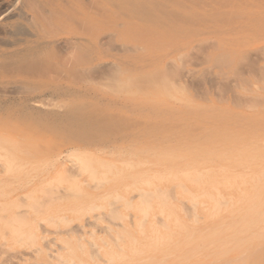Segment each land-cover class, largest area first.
<instances>
[{"label": "rangeland", "instance_id": "1", "mask_svg": "<svg viewBox=\"0 0 264 264\" xmlns=\"http://www.w3.org/2000/svg\"><path fill=\"white\" fill-rule=\"evenodd\" d=\"M184 1L185 0H183L182 2H181V0H159L158 9L156 8V10L151 11L149 14H147V13L145 14L146 11L144 12V11H140V10L139 11L138 10L137 11L136 10L133 11V10H130V9H123L124 11L123 10H119L116 7L117 4L115 5L111 1H106L107 2L106 5H104L102 7H99V8L94 9V10L82 11V12H80L78 14V17L80 18V22H79L80 23V26L78 27V29L80 31L79 34H83L84 35V40L81 42V44L79 46H76L77 47V51L76 50L73 51L70 56L64 55L65 52H66V50H67L66 48H68V45L66 47H65V45H63L65 47V49H66V50H64L63 47H62V49H60L61 46L58 48L57 47L58 44H57L56 47H54L55 45L53 46V49L56 48L55 51L53 50L54 51V57H53V55H51L52 57H49L47 59L41 60V58L38 59L37 56H34V54H33L29 58L25 59L21 65H18V63H16L17 62V60H16L17 57H15V56L12 55V52L13 51L11 49L8 48L9 51H7V49H2V48H4V47H1L2 44H5L6 43L5 40H4L5 41V43H4V41H3L2 37H1L2 34H4L3 28L5 29V27L4 26L2 27L0 25V34H1L0 35V119H3V120L11 119V120H17V121L20 120L21 122L22 121L27 122V123H29L28 124L29 126L32 125V126H34V128L35 127L38 128V129H33V128L31 129L33 131H36L35 133L43 134L42 132H44V131L48 132L47 133L48 135H47V138H46L47 140L45 139V137H46L45 134L43 136L37 134L38 137H40V138L39 139L38 138L35 139L36 140L35 141L34 139H32V137L34 135V132L32 134V137H30L28 139H31L30 141L33 140L32 142H34V146L36 144L35 142H38L39 143V141H37V140H40L41 139V141H42L43 138L46 140V142L50 143L51 145H52L51 142H53V144L56 142L58 145L57 146H56V144H54V145L56 146V148L59 146L58 148H60V149H59V151L56 150L55 153L53 152V156L51 155L53 157V159H54V155H56L57 152H61L60 157H58L59 155H56L55 156V159H56L57 164L54 163L55 160H54L53 163H49L48 161L41 160L42 157H41V154L40 153L43 152L41 147H42V145L44 146L46 144V142H43L44 141L43 140L42 141L43 143H39L40 145L39 144H36V145H38L36 147H38L37 150L39 152V154H36V156L33 155L34 153H36V152H34V148H33V150H31V149H28L27 150V148H26V150L29 151V153H31V151H33V153L32 154H29L28 157H26L28 155L27 152H24V155L26 154L25 156L16 153L15 156L17 158L14 157V160H15V158L17 160L19 159L18 160V163L20 164V166L25 161L26 162H29V161L31 162L32 161L31 164L34 167V168L32 167L34 169V171H32L30 162H29V164L27 163L28 164L27 166L25 165L26 166L25 168L24 167H20L19 165H16V166H19V167H17L19 169L17 170L16 168L15 169L13 168L14 171H11L13 173L8 174V176H9L8 177L9 178V180H8L9 183L8 184L7 183L6 184L4 183V185L7 186V185L11 184L10 182H11L12 179H15V181H17V182H15V181L12 180L13 181L12 182L13 183V186L12 187H16V183H19L20 184L19 181H21V183H23L22 181H24L26 183L27 179L25 180V178H26V175L29 176V173H30L29 171H32V173H30V174H31L32 177H34L33 175L35 174V170L37 169L36 167H39L38 170H37V171H39V169L41 168V166L44 165V167H46L45 162L46 163L48 162L47 163V166H49V164H52L51 165L52 167L50 166L47 169H50V168L52 169L53 166L56 164L54 167L57 170H60L61 171V166L60 165L62 163L63 164L64 163L66 164V160L69 159L68 157H71V156L73 157L74 155L76 157H78L75 154L76 153L75 149L73 148V146H71L74 138H77V137L83 138V139L88 137L87 139H89V138L92 139V141L91 140L89 141L90 145L86 141L87 143L85 144V146H82L81 147V148H83V147L85 148L88 145L87 146L88 149H91L90 151H92L91 153H93L92 156H90L92 158L91 159L92 161L90 160L91 162H94L93 159H95V158H93V156L97 155V153H98V152H95L94 153V150L96 149V146H97V149L100 148L99 150H101V151L103 149H105L103 147H107V151L105 153L103 152L104 154L100 151L102 154H99L100 153L99 152L98 153L99 155L95 156L97 158L98 156L102 155V156H100V158H103L104 161H106V159L109 160L111 158L116 159L117 157L115 158V156H117V155H120L119 158L120 157L121 158L122 157L126 158L127 156H129V157L133 156V158H134V160L130 159L129 157H128L129 159H125V160H123V158L122 159L120 158V162H124L123 163L124 167H123V165L121 167H118L116 169V172L112 174V175H114V174L117 173L119 176L117 175L116 177H113V176H111V174H110V176L109 175L106 176V179L107 178L108 179L109 178H112V180L109 179L110 181H108L107 184L106 183L105 184L103 183V186L101 185L102 183H100V185L102 187H100L99 189L97 187L96 190H93L94 187H93V189L92 188L91 189L89 188L90 186H88V185L90 184V182H89V180L87 179L86 176H88L87 174L89 173V175H90L89 177L91 178V180H93V179H96L97 180V178L99 177L98 176V171L100 169L99 170L96 169V173H95V170H94V172L91 173V169L94 168V166L96 164V161L91 164V165H94L93 167L90 166L89 165L90 164L89 159H88V161H85L86 158H90V157H85L86 156L85 155V151L87 152L88 149L87 150L85 149V151L83 150L84 151V154H82L83 159L81 158L80 159L81 161L79 160V162L81 163V165H80V163H78V164L80 166H82V167H83L84 164L85 165L87 164L91 168H87V171H86L87 174H85V172L82 170L84 172L85 177L82 176L83 175V172H81L82 174L80 175V177L78 176V178H76V180H78V182L75 179H73V180H75L74 183L71 182L72 181L71 180L72 178L71 179L68 178V181L70 180L69 182L74 184L73 187L74 186L76 187V185H79L78 184L79 182H83L84 185H86L88 183L87 184L88 188L86 186L83 187L82 185H79V190L81 188L82 191L85 192V193L82 192L83 193V196L85 195V197H83V196L78 197L77 196L78 194L77 195L74 194L75 196H77V199H76V197H75V199L78 200L77 202H75L74 201V197H71L73 199L70 200V195H73L72 194L73 191L71 192L70 189L69 190H66V192L64 193V195H62V197L60 196L61 197V200L59 202H57L58 207H56L57 204H56V202L54 200H50L52 202L53 201L55 202V203L53 202V204H50L51 202L50 203L48 202L49 204L47 206L50 205L51 207L49 208V210L47 209L48 211H46V212H48L49 215H48V213L45 212L46 209H43L42 205H40L42 209H40V207H37L36 206V205H38V201H40V200H38V197H37L38 195L37 194H38L39 188L42 186V183L44 185V181H46L47 183L50 182V184H51V180L52 179L54 181H57V179H55L56 178V174H55V170L56 169L54 168L55 170L53 172V170H46V168L44 169V167H43V169H40L39 174L36 171V177H34V178L37 179L39 177L40 173H41V175H40L41 178L39 177V179L37 180V181H40L41 183L37 182V184H33V185H31V184L28 183L29 185L28 184L26 185L27 188L24 185L22 186V184H20V187L21 186L22 187H25V188H22L21 187L20 194L21 195L22 194L24 195L26 193L28 194V192H30V191L34 192V194H29V195H32L31 197H34V199L37 197L36 199L38 201H37V204L36 205L33 203V207H31V208L33 209V211H34V208H35L36 212H38V211L40 212L41 211V213H42V211H44V214L38 213V215H37V213H36V215L35 214L31 215L30 214V211L32 209L31 210L28 209V213L27 212L26 213H27V215H31V216L30 217H27L26 216L27 219L24 218V221L29 220L25 224H27V223L28 224H31L29 222L33 221V219L35 220V223L32 222V225L31 226L30 225L29 226H26V227H29V228H25L24 227L25 229H23L21 227L22 228V230H21L22 233H20V230H19L21 228L17 229L16 231H18V234L16 236L19 237L17 239H15L16 236L14 234H12V235H8L7 234L6 235L5 234L6 232L4 230H0V232H1L0 233L1 234L0 235V245L2 244L1 246L4 245L6 247L8 246V249H6L7 251L6 250H3V253H4V251H6V253H4V254L1 252V249H0V254H2V255H0L1 256L0 257V264H4L3 262H4L5 259L6 260L8 259V264H13L14 262L13 263H10V261H13L14 259L17 260V258H19L20 261L18 262L19 259L17 261L14 260L16 262V264H18V263L19 264H21V263L22 264L23 263L24 264H30V263L32 264V263H34L33 261H36V264L39 261H41V263H38V264H45V263L50 262V261H51L50 264H58V262L56 261L57 258L55 260L54 259L55 258L54 256H53L54 257L53 260L50 259V258H52L50 256L52 254V251L51 250H53V249L56 251L54 253V250H53V254H56L55 255L56 257H57V252H59L58 253L59 255H62L63 258L62 259L58 258L59 261H63V259L65 258L64 261L66 263L63 261L60 264H71L70 262L66 261V259H68V260H70V259L73 260L74 259L73 260L74 261V264H79V262H78L79 260L81 262L83 261L82 262L83 264H103V263L96 262L97 260H95V258L93 256L95 254L97 255L96 256V259H97V257L99 259L98 261H100V258L102 257V259H104V258L109 259V261L111 263H113V264H127V261H128V264H131V263L132 264H139V263L140 264H144V263L145 264H148L150 262H151V264H154L155 261L156 262L159 261L158 258L161 259L160 257H162L163 259H161V261H159L158 264H191V261H188V260L184 261L183 263H180L182 261L180 259L184 256L183 253H186L189 250H192L193 249L192 250L193 253H195L194 250L195 251H199L197 249V247H199V245H197L198 239H196V241H193L192 240V237H193V239L195 237H198L196 228L199 225H201V224L203 226H205L206 225V222H205L204 219L200 218V220H198L197 223H196L195 220H192L191 219L192 217H190V219L192 221H190V219L187 218V217H185V216L183 217V214H181L179 212V209L180 208L178 206H180L182 208L185 207L186 206L184 204L185 201L183 203L184 204V206H183V205L179 204L180 201L177 202V199L176 198H175V200H172V197H173L172 195L174 193L171 194L172 193L171 191H169V192H171L170 193L171 195L165 194L164 197H161V200L162 199L165 200L167 198L169 199V197L172 196L170 198L172 201L165 200V203L166 204L164 203L163 205H164V207L166 205L167 208L168 207L169 208L171 207L172 209L171 208L170 209L175 211V213H174V214H176L175 216L178 217L179 219H181V221L188 227V231L191 230L190 232H186L185 233L186 236L191 235L192 236V237L190 236L191 239L189 237H188L189 238L188 239L182 233L180 234V236H178L179 234L177 235V233L182 232V229H180V231H179V227H178V229L176 228L177 225L176 226L174 225L175 228H173V225H172L173 224V222H172L173 221V219H172V216L173 215L172 216L170 215L169 218H167V221H166L167 222V226H165L166 223H165V220L164 219H162L163 220V224L161 226L163 228V225L165 223L164 227H166V228L169 227V229L172 230V233H173V230H175L174 231L175 233H173V235H172L171 232H169L172 235L171 236L169 234L171 236V239H172V240L169 239L171 241L172 246L170 244L169 246H165L164 247V245H163V247H162V244L164 243L163 241L165 240L164 239L165 237H163V235H164L163 233L167 232V234H168L169 229L167 231L165 230L166 228L164 230H162V228L160 229L161 226H159V228L157 227L158 228L157 230H158L159 233H157V231L154 229L155 230V233H157L158 235L163 232L161 234L163 238L162 237H160V238L158 237L157 239H155L156 236L152 233L153 236H154L153 237L152 234H151L152 228L149 229L147 227L149 225L147 223H145L144 225L142 224L143 225V230H142V228H140L144 232V234L142 235V237L144 236L142 238V240H143V243L142 244L143 245H141L138 248V250H136V251H139V250L142 251V252L140 251L142 254L139 252V257H135V256H138V254H136L135 251L134 252H128V253H124L123 254L121 252H113V250H110V248H106L110 244L111 238L108 236L109 233L107 232L108 233L107 234L106 231H105L107 229H106V227L104 225L105 224L104 219L105 218L107 219L108 217H110L109 216L110 214H112V216H117L118 215V213H110V212H108V210H110V211L112 210V212H113V210H116V208L114 207V205H119L120 204L121 206L119 205L120 207L117 210H118V212L119 211L122 212V213L119 212L121 214V215L120 214L119 215L121 216L120 218H123L122 217V215H123L124 216V220H125V217L126 216L127 217H129V216L131 217V214H132V217L134 215L136 216L138 214L137 212H139V215H142L144 212H146V210H148L146 208H145L146 210L145 209L143 210V208H142V212L139 211V210H141L140 207H139V202L136 203V205L139 207V208L137 207L136 209H139V210L136 211V209L134 208L135 207L134 206L135 205L134 204L135 199L133 198L134 197L133 195H134L135 192H133V190H135V188L138 189L140 186L132 187L130 190H127L125 192L122 191V190H115L114 189L115 182H116V184L122 183L126 179V177H128L129 173H131V170H127L128 167L126 168V166H128V165L125 166V163L128 164L130 161H132L133 163L135 162L137 164H139V162H140V164L142 163L143 166H141L140 164H139L140 165L139 166V165H136L134 163L136 166H138L134 170L138 172V169H144V168H148V167L149 168H154L155 165H157L156 162L158 160V157L159 156H163V154L164 153H167V152H168L167 157L164 158V156H163L162 158H163L164 161L167 160V161H165L167 164H171V162H170V159L171 158H168V156L171 157L172 155H174L175 157H178L180 155L179 153L181 152V158H186L187 157L186 155H188V154L191 155V153H192V155H193L194 151H195V154H196L197 150L199 148H201L200 147L201 145H204V146H202L201 149H203V147L214 148V147H217V146L219 147V149L220 148L221 149H226L227 147L233 146V144H235V143H238V144L243 143V144H245L246 143L245 141H247V143H250L251 144V145L250 144L248 145L247 152L239 155V157H237L236 159L238 161H240V163H242V164H245L246 162H249V164H250V166L245 169L246 172L249 175L248 180H246L247 181V184L246 185H249L250 184L249 179H250V176L252 178V176H253L252 174H255V176L257 175V177L258 176L260 177L261 170L262 171L264 170V147L262 146V143H261L260 138L257 136V134H258L257 132H259L260 130H261L260 132H263L264 131V128H263L264 127V124H263L264 123V117L262 116V115H264V113H263L264 112V106H263L264 105V100L262 99L264 97V0H217L219 4L217 3L216 0H195V1L194 0H191L194 3H192L189 0L191 2V4H189L190 2L187 3L186 2L187 0L185 1V3H184ZM219 1H221V2H219ZM213 2H215V3H213ZM183 3L185 5H187V6L190 5L189 7H191V9H189V10L188 9H185L187 6L186 7L183 6ZM164 5H166V6L164 7ZM196 5H198V6H196ZM158 10H160L162 12L164 11L163 14L160 11H158ZM171 12H172V15H170ZM174 12H176V13H174ZM113 13H114V15H112ZM177 13H178L179 16H177ZM122 14H124V16ZM172 16H173V18H172ZM178 20H180V21H178ZM189 20H191L192 22L189 21ZM209 20H210V22H209ZM131 24H133V25H131ZM198 25H202V27L201 26H198ZM7 26H6L7 27L6 29L7 30L12 29L14 31V34H16V36H20V35H24L25 36V35L31 33L30 28H27L26 26H23L18 21L16 22V20H13V21L9 22V24H7ZM93 26H95L94 27V30L92 29ZM130 28H132L131 35L129 34V31H130L129 29ZM136 31H138V36H137L138 38L136 37V35H137V32ZM153 34H155V35H153ZM68 35H72V34H68L67 32H65L63 34V37H67ZM134 35H135V37H134ZM156 36H158V37H156ZM14 38L16 40L17 37H14ZM145 39H146V41H143ZM151 41H152V43H151ZM159 44H160V46H159ZM167 44H168V46H167ZM32 45L31 46L29 45V49H26V51H28V50L30 51L31 50L32 52H34L36 50L37 45H36V47L34 46L35 44H32ZM163 45L164 46L166 45V47H168V48L164 47ZM76 47H75V49H76ZM61 51H63V52H61ZM9 52H11V53H9ZM62 54H63V56H62ZM171 59H172L173 63L171 62ZM14 60H16V61H14ZM15 63L17 65H13ZM164 64L166 65L165 67H164ZM173 65H174V67H173ZM163 67L166 68V69H164ZM152 72L153 73H156V74H153ZM149 73L150 74L152 73L150 75L151 77L149 75L148 76H145L146 74H149ZM128 76H129V79H127ZM135 76H136L135 80L138 77V79L136 80L137 82L133 78ZM142 76H144L145 80H144V78ZM149 77L152 78V79H154L153 81H155L156 79H158L156 81L158 83L153 82L152 79H150ZM162 77H163V79L165 78V80H167V81L161 79ZM87 78H89L90 82H89V80H87ZM146 78L147 79L149 78L150 80L148 79V81H147ZM91 79H93L94 81L91 80ZM125 79L128 80V81L131 79L132 82L130 80L129 81L130 83H129L128 81H125ZM159 79H161L162 82ZM139 81H140V83H138ZM145 81L147 82V84L145 83ZM159 82H160V85H159ZM126 83H129V85L126 84ZM144 83L146 85H144ZM169 83L171 84V90H172L171 93L177 87L178 88L180 87L179 89H181V88L183 89L184 88L185 91H186L185 92L186 94H187V92H189V95L188 94L185 95L188 98L184 99L183 98V97H185L184 95H183L182 98H180V95L183 93L184 90L181 91L182 93L179 94V96H177L176 94H178V92L180 93L179 89H177L178 92H176L174 94L172 93V94H173V96L176 95L177 97H179V99L177 101L178 103L177 102H173L171 100L173 98L172 96L169 95L171 98L166 96V94H168V93L171 94V93L168 92V91H167V93H166V91H163L164 88H165V90H168V88H170ZM133 84L135 85V88L137 86L138 87L135 89ZM148 84L149 85H152L153 88L155 86V88H158V89L159 88L162 89V87L165 85L164 88H163V90H161L162 92L161 93L159 92V94H161V96L159 97L157 95L158 92L157 93L151 92L152 88H150V87H152V86H149ZM172 85L173 86L176 85L175 88L172 89ZM145 86H147V88ZM139 88L141 90L142 89L144 90V88H146L147 89V92L146 93H149V90H150V92H151L150 94H153L156 97L154 98L153 95H152L153 97L152 96L150 97L149 96L150 94L149 95H146V96H142L140 94V89ZM187 88H188V90H187ZM203 88H205V89H203ZM214 88H216V89H214ZM218 88H221L222 89L223 94L222 93H219L218 94V92L221 91V89H218ZM256 88L257 89L260 88V89L256 90ZM146 89H145V91H146ZM191 89H193V90L191 91ZM200 89H201V91H200ZM135 90H137L136 94H134L135 93L134 92ZM138 90H139V92H138ZM126 91L127 92L129 91L128 92L129 95L126 94L127 93ZM155 91H159V90H156L155 89ZM169 91H170V89H169ZM203 91H205V92H203ZM207 91H208V93H207ZM214 91H216V92H214ZM234 91H235V94L233 93ZM236 92H238V93H236ZM29 93H31V94H29ZM142 93H143V95L146 94L145 92H142ZM194 93L197 94V95H195ZM201 93H203V94H201ZM198 94H199V97H197ZM234 95H236V96H234ZM237 95H238V98H237ZM176 96H175V100L177 98ZM223 97H225V98H223ZM230 97L233 98L234 100H232ZM140 98L141 99L144 98V99L141 100ZM202 98H205L207 101H205V99L203 100ZM216 98H217V100H215ZM257 98L259 100H257ZM42 99H44V100H42ZM48 99L51 100V101L49 102ZM119 99H120V102L123 103V105L120 104ZM148 99H150V100H148ZM251 99H252V101H251ZM37 100L38 101H41L40 102L41 104L39 105L40 107L37 106L36 103H34V101L36 102ZM179 100H181V101L183 100V101L182 102H179ZM223 100H225L226 102L225 101L223 102ZM32 101H33V103L35 105L34 104H30V103H32ZM72 101L73 102L74 101L75 102L77 101V102L76 103L74 102L75 103L74 104ZM157 101H159L160 104L156 103ZM233 101H234V104H232ZM235 101L237 103V106L235 105ZM256 101H259V102H257L258 104H256ZM42 102H44L45 104L42 103ZM251 102L253 103V105H252ZM43 104H44V106H43ZM67 104H68V107H70V105L73 104V107L71 106L72 108H70V109L68 108V110L67 109L65 110L66 112L68 111V113L71 112L70 115L69 114L68 115L69 116H71V115L72 116H74V115L77 116V117L74 116V118H73L74 119V122H75V125L73 124L74 122H72V123L69 122L70 123L69 124V127H72V128H70V130L68 128V130L71 133L70 132H67V131L64 132L65 135H67V133H68V135H70V139L68 137H66V139H65V136L64 135L63 136L60 135L61 137L59 135H57V134H61V132L64 131L65 129L67 130V128H64V127H66L68 121L65 122L66 120H63V119H66V118L68 119L69 118V117H67L68 115L65 118H61L60 119V115H62V114L64 115V113H65V111H64V113L63 112H60L62 110L61 108L65 107ZM243 104H244V106L246 104V107H244ZM249 104L252 107H248V106H250ZM31 105H34V106H31ZM57 105L58 106L61 105L62 107L61 108H60V106L57 107ZM173 105H174L175 108L173 107ZM238 105H239V107H238ZM46 106H48L47 109H46ZM75 106H76V108H75ZM254 106L256 108H253ZM37 107L39 108V110H38ZM55 107H57L58 109L57 108L55 109ZM207 107H209V108H207ZM33 108H37V109H33ZM44 108H45V110H44ZM59 108L61 109L60 111H59ZM74 109L76 110V113H74L75 112V111H73ZM79 109H80V111H79ZM89 109H91V110L89 111ZM209 109L212 110V111H210ZM255 109H256V111H255ZM59 112L62 113V114H59ZM91 112L95 113L94 115L96 117L93 114H91L92 115L91 116L89 114ZM77 113H78V115H77ZM106 113H108V114H106ZM112 113H114V114H112ZM82 114H84V115H82ZM100 114L103 115V118H106L105 116H107L108 119H106V120H108V121H106V122L103 123L102 115H100ZM104 114H105V116H104ZM111 114H112V117H110ZM80 115H81L82 118L84 116V119L86 121H84V119H81L83 121H80V118H79ZM98 115H100V116H98ZM72 116L70 117V120L69 121H73L71 119ZM89 116L91 117L90 119H89ZM93 116H94V121L95 122H96L95 118L97 119V116H98L99 122L100 123L102 122L101 125L105 124V126H109L108 127V130L110 128H112L113 131L116 130V128L117 129H120V128H118V125H119V127H121V130H123L124 127L127 130L129 129L128 130L129 132L128 131H125L126 129H124V131L122 133H125L126 136H127V133H128V135L131 136V138L129 137L130 138V141H132L133 139H135V136H137V139H138V135L139 134H142V133H143V136L144 135H146V136L143 137V136L139 135V138L141 136L142 139H140V140L138 139V141H137V139H135L137 142L135 140H133V142L135 141L136 143H138V145L140 147L137 146V144L132 145L133 143L132 144L129 143L130 145L127 144L130 141H126L125 140V143L126 144L124 142H122L124 140L123 138H125L124 137L125 135L123 136V134H121V131H118V130H116L115 133L118 131L123 137L120 138V136H117L118 135L117 133H116V137L117 138H120V139H123L121 141H119L120 139H116L115 136H112V137H114L116 141L114 140V138L112 139L111 136H109L110 138H108V135L105 136V138L107 137L109 139V141L111 139L113 140V141L111 140V144H112V142L115 141L116 142L115 143L116 145H121L120 147H118V146H115L114 144H112V145L115 146V148L113 149V153L115 152V154H116L115 155V154L111 153V150L110 149H112V146L111 145H107L108 142H109L108 139H107L108 142L107 141L104 142V139L105 138L103 136L106 135V132L107 131L105 132L104 129H102V128L100 129L99 126H101V125L100 124L98 125V122H96V123H93L92 122L93 121V119H92ZM213 116H215L216 118L218 116L220 118L221 117L222 118L221 119L219 118L220 119L219 120V119H216ZM224 116H225V119L223 118ZM85 117H88V118H85ZM125 117H127V118H125ZM186 117H189V118L187 119ZM226 117H227V119H226ZM77 118H79V119H77ZM174 118L176 119V121H175ZM209 118L210 119L211 118L212 119L215 118V119H213V120L211 119L210 120ZM118 119H119L120 122L118 121ZM207 119H209L208 122L215 121V120H216L215 122H218V120H219V122H218L219 125L216 128L218 130L216 132V129H215L216 134L214 132L213 133V136H212V134L211 135L210 134H207V136H206V134L203 132L204 129L202 128V126L205 127L207 125V124H204V123H208L207 121H204V120H207ZM87 120H89V121H87ZM100 120H102V121H100ZM171 120L172 121L174 120L173 123H175V122L176 123L177 122L180 123V121H185V122H181V123H185L186 127L183 124H180V125L181 126L183 125L185 127V129L188 126L191 129V131L192 130H195V128H194L195 125H196V127L198 125H201V129L202 130L197 128L194 132L192 131L193 132L192 134H190V133L187 134L188 133V130L182 132V130H184V127L183 126L180 127L181 131L179 130V127L176 126L179 131L177 130V128H174L175 131L177 130L176 132H174V130L172 131V130L168 129L169 131H168V135H167V134H165V132L167 130L165 132H163L164 131V128H166V127L165 126H161V127H164V128L159 127L160 129L163 130L162 132H163L164 136H162V137L165 138V139H163V141H164L163 142L161 140L162 139L161 136H158V137L156 136L158 133H160V131L158 132V130H157V129H159V128H157V126H160V125L166 124V123H170ZM189 120H191V123H190ZM225 120H226V122H225ZM90 121L92 122L91 124L88 123ZM104 121H105V119H104ZM142 121H143V123L145 122V127H146V124L148 125L150 123L149 124V127H151L150 129H152L153 131H154L155 128H157L156 130H157L158 133L155 130V132H152V134H151V130H148V131H150V132H148L149 133L148 134L147 133V129L149 127H147V128L142 127V125H143ZM24 122H23V124H24ZM53 122H54V124H53ZM138 122H140V123H138ZM27 123L24 124V125H27ZM107 123H108V125H107ZM113 123H117V124H113ZM126 123H127V126H129V125L130 126L127 127L126 126ZM136 123H138V126L139 127H142L143 129L145 128L144 131L146 132V134L143 131V129L141 128L142 129V131H141V129L139 127H137L139 130L137 128H134L136 130L132 129L134 132L131 131V133H130V129L132 127H134L136 125ZM227 123L230 124V125H228ZM233 123H235V124H233ZM255 123H256V127H254L255 126L254 125ZM92 124L93 125L94 124H97L98 128L101 131L98 129L99 131L98 130H94V132H93L92 129H93L94 126L91 129ZM120 124H123V125H120ZM220 124H221V126H220ZM112 125H113V127H111ZM168 125L169 124H167V126ZM86 126H87V128H86ZM97 126H95V127H97ZM105 126L103 125V128ZM219 126H220V128H218ZM235 126H236V128H235ZM31 127H29V128H31ZM152 127H154V129ZM252 127H254V128H252ZM53 128H54V130H53ZM106 128L107 127H105V130H106ZM168 128H172V127H168ZM46 129H48V131ZM83 129H84V131H86L87 134L90 132L89 135H91V133H92V136L91 137L89 135H87L86 137L85 136H80V135L85 134L84 131H83ZM254 129L255 130L258 129L259 131H256L254 133L253 132ZM31 130H30V132H31ZM38 130H41V131L43 130V131L41 132V131H38ZM59 130H62V131L59 132ZM55 131L58 132V133L56 134ZM113 131H111V132L108 131L109 133H107V134H111ZM136 131H138L140 133L136 134ZM225 131H227L228 133L225 132ZM249 131H250V133H249ZM49 132L51 133V135H50ZM179 132L181 134H179ZM189 132H190V130H189ZM201 132H203V133H201ZM229 132H231V133H229ZM54 133H55V136H53ZM169 133H173L172 135H176L177 137L176 136L175 137H172V135L170 134L171 135L170 136ZM175 133H177V134H175ZM199 133H201L203 135V137H202L203 139L200 137V136H202L201 134L198 136ZM219 133L221 135H225V136H228L230 134L232 135L234 133L235 135H233L232 137L230 136L231 137L230 139H229V136H228V140L229 141L234 136H236V135L239 136V133L241 134L240 136L243 135L242 137H244L246 135L245 136L246 139L244 141L245 143L243 142V139L244 138L243 139H239L238 136H237V138H238L237 140L236 139L234 140V138H233L230 142L226 139L227 137L222 138V136H221V140H219L220 137H217L219 135ZM226 133H227V135H226ZM251 133L253 134V136H250ZM163 134H161V135H163ZM182 134H183V136H182ZM214 134L216 135V138H215ZM49 135L51 136V138H50ZM149 135H151L153 137V138L151 137V139H153V140H156L157 139L156 142L153 141V140H151V139L148 141ZM247 135H248V139H247ZM29 136H31V135H29ZM34 136H35L34 138H36V135H34ZM75 136H77V137H75ZM178 136H180L181 138H179ZM196 136H198V137L196 138ZM98 137H99V139H98ZM146 137L148 138L147 139V142L143 141V145L148 144L147 149H148L149 152H147V149L146 148H145L146 151H143L145 146L144 147H141L142 144H139L140 141L142 142V140H145ZM154 137H155V139H154ZM166 137H168V139H170L171 141L174 140V141H172V143H170L171 146L170 145H167L168 147H171V148H168L167 146H165V147L162 146L161 147V144L160 143H162V145H165V144H168L169 143L168 141H170V140H167ZM182 137H184V139ZM186 138H187L188 143H187V141H185ZM193 138H195L194 139L195 141L193 140ZM198 138L201 139V140H199ZM213 138H215V139L213 140ZM94 139H96L97 142L100 143L101 145L104 142L103 147L100 146V145L92 146L93 143H96V141L93 142ZM126 139L128 140V136L126 137ZM159 139H160V141L158 142ZM175 139H176V142L178 141L177 143L175 142ZM207 139L210 140V141L212 140V141L211 142L210 141H207ZM257 139H259V142H258ZM101 140H103L102 143H101ZM166 140H167V143H166ZM215 140H216V142H215ZM223 140L226 141V142L224 141L225 144L224 143L223 144L220 143ZM233 140H234V142H232ZM249 140L253 143V145H252V143ZM69 141H71V144L67 143ZM201 141H203V142H201ZM91 142H93V143H91ZM121 142H122V144H121ZM151 142H154L155 144L154 143H153L154 145L153 144H149ZM157 142L160 145H157L158 144ZM173 142H175L174 143L175 145L173 144ZM239 142H241V143H239ZM105 143H107L106 146H105ZM123 143L125 144V146L123 145ZM213 143L216 144V145L217 144H219V145L213 146L212 145ZM227 143L230 144L231 146H229V145L227 146L226 145ZM25 144L28 145L30 143L27 144V142H26ZM181 144H182V146H181ZM185 144L187 146H185ZM193 144L196 145V146L194 147ZM51 145L48 146L50 148V150L55 147V146L52 147ZM126 145L133 146L132 149L133 148L135 149V152L134 153H136V154L139 152V151L137 152V150H140V152L143 151L144 153L143 154H138L139 155L138 156L139 159H138V157H134V155L132 154L133 153L132 152L133 151L132 149L129 150L130 153L132 152L131 153L132 155L129 153V151L127 150V148L130 149L131 147L129 148V146L127 147ZM155 145L160 146V147H157V146L155 147ZM198 145H199V147H198ZM24 146H22V147H24ZM28 146H30V145H28ZM32 146L33 145H31V147ZM135 146H137L138 148H136ZM222 146H223V148H222ZM46 147L47 146H45V148ZM48 147H47V149H48ZM92 147L93 148L95 147V149L92 150ZM108 147H110V149H108ZM122 147L125 148V150H123ZM166 147H167V149H166ZM183 147H185V148H183ZM39 148H41V149H39ZM119 148H122L121 149L122 151ZM142 148H143V150H142ZM177 148L180 150L179 153H178V149ZM191 148H192V150H191ZM256 148L259 151L258 150H254ZM68 149L70 151L74 149L73 150V153L74 154H72V155L70 154L71 156L70 155H67V153L70 152V151L69 152L68 151L66 152V150H68ZM115 149L117 151L120 150L121 152L127 150L128 151V154H130L131 156L126 153L127 151L125 152L126 154L123 152L125 155L122 153L123 156H121V154H118L116 151H114ZM188 149H189V151H188ZM193 149H195V150H193ZM249 149H250V151H249ZM26 150H24V151H26ZM43 150H44V147H43ZM77 150L79 151V149H77ZM185 150H187V154L185 153L186 152ZM35 151H36V149H35ZM54 151H55V148H54ZM83 151L82 152L80 151V153H83ZM152 151H155V154L157 155V157H156L155 154H154L155 156L152 155V157H151ZM50 152H52V151H49V153ZM62 152H65L67 156L63 155L65 153H62ZM121 152H119V153H121ZM162 152H163V154H162ZM170 152L171 153L177 152V154L175 153L177 156L174 153L173 154H170ZM188 152H190V153H188ZM232 152H235V151H232ZM4 153L2 154L3 156H4ZM49 153H47V154L49 155ZM107 153L108 154L111 153V154H113L115 156L112 155L113 157L112 156L109 157V155H108V157H107L106 156ZM145 153H147V155L150 158ZM182 153H184L185 156H184V154L182 155ZM246 153H248V154H246ZM47 154H45V155H47ZM87 154L88 155H91L90 152H89V150H88ZM159 154H161V155H159ZM6 155H7V158H11L10 157L11 155H8V152H6ZM30 155H31V159H30ZM37 155H40V156L37 157ZM45 155L43 156V159L46 158V157L47 158L50 157L49 159L52 158L50 155H49V157H48V155L47 156H45ZM83 155H85V156H83ZM141 155H142V158L143 159L140 157ZM153 156H154V158H153ZM4 157H6V156H4ZM76 157H74V158H76ZM80 157L81 156L79 155V158ZM260 157H262V158H260ZM32 158H35L38 161L41 160L42 161L41 166H39L40 165L39 162H36L37 160L35 161V159H32ZM38 158H40V159H38ZM47 158L44 159V160H47ZM60 158H61V160H59ZM53 159H51L50 162H52ZM155 159H157V160H155ZM160 159H161V157H160ZM82 160H84L83 161V164H82ZM145 160H146L147 163L145 162ZM154 160H155V162H154ZM0 161L2 162L1 164H3V159L0 158ZM4 162L5 163L0 166V168L2 170V172L0 171V174H3V172L5 170L3 168L5 167L4 165H6V161H4ZM15 162L17 164V161H15ZM60 162H62V163H60ZM117 162H119V160H117ZM35 163L36 164L39 163V164L38 165H35ZM68 163H70L69 160H68ZM13 164H15V163H13ZM66 165H68V164H66ZM69 166L70 165L65 166L64 169L67 168V167L69 168ZM21 168H23L22 171H20ZM29 168L31 170H29ZM68 168H67V170L66 169L64 170L62 168L66 172L67 177H69L68 174H67V171H71V173H73V171H74V170H70V169L68 170ZM124 168H126V171H125ZM24 169H26V170H24ZM88 169H90V170H88ZM119 169H121V171H119ZM10 170H12V168ZM117 170L121 174H119V172H117ZM15 171L18 174H20V172H21V175L18 178V179H21V180H17L16 179L19 175L17 176V174L14 173ZM41 171H44L46 173L47 179H46V176L44 175L45 173L43 172V174H42ZM64 171H62V172L65 174ZM92 171H93V169H92ZM33 172H34V174H33ZM93 173H95V175L97 177L95 175H94L95 177L94 176H91V175H93ZM15 174H16L17 177L15 176V178L14 177L12 178L11 176H14ZM42 175L45 176V179H43L44 181L41 180L42 177H43ZM53 176H55V177H53ZM255 176H253L254 179H252L253 182H255L254 183L255 185H256V181H262L263 183H258L257 182L258 184H257L256 188H254L255 190H252V192H255L258 187L261 188L262 186H264L263 179L260 178V180H259V177H258L257 180H256L255 179L256 178ZM261 176H263V175H261ZM22 177L24 178L23 180H22ZM10 178H12V179H10ZM30 178L31 177H29V179ZM121 178H123V179H121ZM31 179L34 181L33 178H31ZM81 179H87L86 180L87 181L86 184H85V180H81ZM101 179L104 180V178H101ZM246 181H245V183H246ZM14 182H15V184H14ZM75 182L77 183L76 185H75ZM92 182L93 181H91V184H90L91 187L92 186H95V184H96V183H93L92 184ZM94 182H95V180H94ZM98 182H99V180H98ZM104 182H106V181H104ZM34 183H36V182L34 181ZM54 183H56V182H53V184ZM70 183L68 185H66V188L71 187V186H69V185H71ZM80 184H82V183H80ZM165 184H166V180H164V181L161 180L160 183L155 180L154 183H153V189H154V187L157 188V186H158V188L160 189L159 191H161ZM242 184H244V183H242ZM4 185H0V188L2 186V189H3V190H0V193H1V191H3L6 194V192H8V191L7 190L4 191V188L6 187ZM30 185H31V188H30ZM100 185L98 183V185H96V186H100ZM260 185H262V186H260ZM80 186H82V187H80ZM243 186H245V185H243ZM218 187L219 188H222L223 187V182L222 181L219 182ZM11 188H10V186H9V188L8 187L6 188V189L9 190V193L8 194H10V195L7 194L9 198H6V199L4 197L3 198H0V199H2L0 201L1 203L5 204L4 203V201H5L6 204H7L8 201H12L13 197H15V196H16V199H17L16 202L18 201V202L21 203V199L20 198H17V195H16L17 193H13L14 188H12V189ZM263 188H261V189L258 188L259 189L258 191L261 192L263 190ZM23 189L24 190L26 189V190L24 191ZM165 189L167 191V187ZM75 190H77V189H75ZM79 190L77 191L78 193H79ZM163 190H164V188H163ZM10 191H12V193H13L12 195H11V192ZM135 191L137 193V190H135ZM159 191H155V192L153 191V192L156 193L155 195H159L160 196V193L162 191L161 192H159ZM258 191H256L255 193H259ZM102 192H103V194H102ZM114 192L117 193L115 195H118L119 198H117L118 196L116 197L113 194ZM95 193H97V194L95 195ZM107 193L112 194L111 196H113V197L111 199L113 201H115V200L117 201L118 200V202H114V203H117V204H114L112 206V202H113L112 201L111 202V206L112 207H111L110 205H108L109 203H106L107 200H108L107 202H110L111 201V199H108V196H106V195H108ZM5 194H3V195H5ZM66 194H67V196H65ZM146 194H148V193H146ZM80 195H82V194L80 193L79 196ZM131 195L133 196L132 199H131L132 201L131 200H128V199H130L129 196H131ZM102 196L105 199V202H104V200L101 201ZM150 196H151V194H150ZM114 197H116V198H114ZM120 197H121V200H122V197H123V201L126 200V202L124 201V203L122 202L123 204H121ZM147 197L148 196L146 195L144 198H142V200L143 199H146ZM152 198L153 197L151 196V199ZM158 198L159 197L157 196V199ZM18 199H20V200H18ZM58 199H60V198H58ZM64 199L65 200L67 199L68 201L67 200L65 201ZM157 199L156 200L154 199L155 200V203L153 202V204H152V201L153 200H151V204H150V202H148V200H150V199H146V200H143V201H145V202L148 203L147 206L150 209V206L151 207L152 206L153 207L156 206ZM142 200H141L140 204H142V202H143ZM200 200L201 199H197V202L200 201ZM244 200L246 202H244ZM244 200H241V202H239L238 204H235V205H234V203H230L229 202L230 205H231L230 206L231 208H228L229 207V204H227L226 206L225 205L222 206L223 209L224 210L226 209L227 210L226 212L229 213V214L232 211H235L236 212L233 215L234 216V220H235V223L234 224H236V226H238V227H239V225H240V223H241L242 220H243V222L245 221L244 223H247L249 221V219L251 217L250 213L248 212V210L250 208L249 206H251L252 208L254 207L255 208V211H258V209H259V211L262 212V210H264V209H262V208L259 207V203H258V201H257L256 198H253L251 200H248V199H245L244 198ZM83 201H85V202H83ZM129 201H131L130 203L131 204L133 203L134 205L133 204L132 205H129L130 204ZM13 202H15V198H14V201ZM44 202H41L43 204V206L46 204V203L44 204ZM91 203H94V205H92ZM125 203H127V204L129 203L128 206H131L133 209H135L136 212H133L134 210L131 209V211H130L131 214L128 216L127 214H129L128 213L129 211H127V210L129 208H131V207H129L126 210V212H125L124 209H123L124 207L122 206V205H126ZM157 203H159V201ZM243 203H245V204H243ZM248 203H249V205H247ZM3 204H1V205H3ZM23 204L25 205L24 202H23ZM23 204H21V205H23ZM81 204H83V205H81ZM98 204L101 205V206H103L102 208L105 211H103L102 208L100 209L101 206H99ZM169 204H171V205H169ZM186 204L189 205L190 208H192V204L190 202L188 204L187 201H186ZM1 205H0V207H1ZM9 205L10 206H13V203H12V205L9 203ZM30 205H32V203ZM88 205H92V206L91 207H88ZM143 205L146 206V203L145 204L143 203L141 206L143 207ZM159 205H161V204H159ZM163 205H161V206H163ZM195 205L198 206L199 204H196L195 203ZM107 206H108V209L106 208ZM7 207L5 208L6 210H7ZM85 207L87 208V210H88V208H90L91 210L93 209V211H94V209L97 210V208L100 211L102 210V212L104 213V214L102 213L104 215V218L103 219L100 218V220H101V222L104 223L103 224V227L105 229L102 230V231H100V232L104 234L103 231H105V233L107 235L104 234L103 235L104 237H100L102 234L100 233V235H99V231L97 232V230H101L103 228L100 225V222L97 221V219H95V218H97L96 217L97 214H98L97 216L100 215V213H99L100 211L99 210L98 211H95L97 214L95 212H94L95 214L93 212L90 213L91 211L89 213H87V210H84ZM109 207H110V209H109ZM3 208H0V209H2V211H3L4 210ZM73 208L74 209L76 208V210H75L76 212L73 210ZM81 208H82V211L79 210ZM156 208H154V209H156ZM161 208H163V207H161ZM176 208H178L177 209L178 210V214L176 213V211H177ZM190 208H189V210H190ZM11 209L8 210L9 216L11 217L12 214H15L14 216H16L17 212H19V211L17 210V212L15 213V211H16L15 208L14 207L13 208L11 207ZM71 209L73 210V212L72 213L68 212ZM242 209H243V212H242ZM66 210H68L67 211L68 213H65ZM183 210H184V208H183ZM237 210H239V211H237ZM33 211H31V212H33ZM61 211L63 213H59L58 214V212H61ZM8 212H6L4 214H6V216H7ZM21 212H23V211H21ZM51 212L54 213V214L57 213L56 215L59 216V217L62 216L63 218L64 217L67 218L65 220L68 221V222H70L69 219H71L72 223H70V224L68 223V227L66 226L65 223H63L62 225H60L61 222H62V220H63V219H60V218H57V219H59L61 221V222H59V224H58V220L57 219H56V222L54 221L57 224H53V221L50 222L52 225H54V226L56 225V227H57L56 229H60V230L52 229V232H53V230L57 231V232L54 231L53 232L54 235H52L53 233L50 232L52 227H49L51 224L50 223H49L50 225L47 224L48 227H46L47 226L46 224H43V223H46L45 221H48L47 220L48 219L47 216L53 215ZM24 213H22V214H24ZM76 213H79V214L77 215ZM105 213H106V216L107 217H105ZM185 213H184V215H188V214H185ZM1 214L3 215V213L0 212V215ZM40 214H41V216L39 217ZM85 214H87V215H85ZM114 214H117V215H114ZM17 215H18L17 217H20L21 216L20 214H17ZM56 215H54V216H56ZM66 215H67V217H66ZM139 215H137V216H139ZM3 216H1V217L3 218ZM6 216H4V217H6ZM54 216H51V217L53 218ZM86 216H88L89 219L86 218ZM158 216H156V220H155L156 223H158L157 221L160 222V220H159L160 219V216L159 217ZM188 216H190V215H188ZM200 216L202 217V215H200ZM242 216H244V217H242ZM245 216H247V217L245 218ZM10 217L7 216L6 219L9 218V221L11 222L12 219H10ZM17 217L14 218V219H17ZM23 217H25V216H23ZM23 217H22V220H23ZM91 217L92 218L94 217L93 219L95 220V222H99L98 223L99 225L96 224L95 227L96 226L97 227L98 226L102 227V228H100V227L97 228L96 227L95 228V231L99 235V240L101 238V240L105 241L104 243L106 244V246H104L105 244H102L101 243V240H100V242H99V240H97L98 239L97 238V234H93V233H95V231H93L94 230V228H93L94 225L92 223L93 221H92V218ZM132 217H131V220H132ZM29 218L30 219L33 218V219L30 220ZM44 218L46 220L43 222L42 219H44ZM85 218L88 219V221L91 223L93 230L90 229V228L88 229L87 226H83V225H86L88 223L87 220H85ZM111 218H112V221L114 222V219H113L114 217H111ZM236 218H238V220ZM242 218H244V219H242ZM3 219H5V218H3ZM6 219L5 220H0V229L6 228L7 230H9V228H10L9 226H7L9 228L3 226L5 224H9L8 223L9 221L7 220L8 221L7 222ZM39 219L42 220L41 222H42L43 226L45 225L44 228H43V226H41L42 224L37 225V223L40 221ZM90 219H91V221H90ZM115 219H118V221H119L118 216L115 217ZM127 219L128 218H126L125 221L122 219L121 222H123V224H124V223L127 222ZM13 220H12V223H10V225L15 226L14 228L16 229L18 227L15 224L13 225V223H16V221H13ZM19 220H20V218L18 219V223H19ZM36 220H38V221L36 222ZM54 220H55V218H54ZM3 221H5L4 224L2 223ZM50 221H51V219H50ZM83 221L86 222V223H84ZM118 221H116V222L119 223L120 221L119 222ZM236 221L237 222L240 221V222H238L239 224L236 223ZM106 222H109L110 223V221H108V220ZM113 222L110 223V224L109 223H106V224H108V226L109 225L111 226L112 224H114ZM90 223H88V224H90ZM78 224L79 225H82L83 224V225L81 227H79ZM224 224L228 227V229H227L228 231L226 229H225L226 231L224 230V232L221 230L224 227H226V226H224ZM224 224L223 223L221 224V226H222L220 228V231H222L221 233H219V232L218 233H211L208 229H207V231H205L206 232L204 234L205 237L208 236L210 233L213 236H211V237L208 236L209 238H206L204 241H207V240L208 241L209 240L212 241L213 240L212 242H215V243H213L211 246H213V247H214V245L215 246H219V250H220V252H219V250H217L218 248L215 247L216 248V252L214 254L215 256L213 255L210 258L211 261H213L212 263L210 261V264H223V262L230 255L236 253V251L239 250V249L236 248L237 245L230 243V242H232V239L236 236V232L235 231L237 230L238 227H236V228L232 227L231 228L228 225L229 224L228 222H225ZM21 225L23 226L22 223H21ZM77 225H78V227H75ZM1 226H3V227H1ZM37 226L39 228L41 227L42 229H45V227H46L48 230L50 229V231H47V234H45V236H44V233H46V231L45 230H42V232L45 231L42 234V232L41 231L39 232V229H37L38 228ZM116 226H118V225H116ZM116 226H114V227L111 226V228H115ZM193 226H194V228H193ZM32 227L35 228V229H33ZM66 227L67 228H70L71 227L70 229H72V228L73 229L72 230H69L68 231L69 233L66 232V230H65V233H68V234H65L63 231H64V229ZM190 227H192V228H190ZM62 228H64V229H62ZM86 228L89 231H92V233L87 232V234H84L83 236L81 235V238L84 237V236H87L88 234H90V235L93 234L94 237L93 236L92 237L90 236V237H84L83 238V239L90 238V240H91V238H93L94 241H89L88 239L86 240L87 244H89V245L92 244V247L94 246L93 249L90 248L91 246H89V247L88 246H85V244H86L84 242L85 240H83V239L80 240L79 239L80 236H78L77 239L74 238L76 234L74 235V237H72V234L71 233L74 234L76 232L79 235L82 232L81 230L86 229ZM15 229H14L13 233L15 232ZM28 229H30V230H28ZM61 229H62V232H61ZM75 229H76V231H75ZM87 229L85 231L84 230L83 231L86 232ZM229 229L231 231H233V232H230ZM34 230H36V231H34ZM29 231H32V232L34 231L35 234L34 233H31L30 236H29L28 235L29 234ZM37 231H38V234H37ZM78 231H81V232H78ZM107 231H109V230H107ZM261 232L262 233H259L260 234L259 237L258 236L257 237L263 243L264 242V237H262V236L264 235L263 234L264 233V230L261 231ZM7 233H8V231H7ZM11 233L12 232H10L9 234H11ZM24 233H26L28 235V237H30V238H27L28 241L31 238L39 237L40 233H41L42 237L43 236L44 237H47L46 240L47 239H50V240H47V242L46 241H43V238H37L36 241L34 239L32 241H30L31 243L33 241H35V245L34 246L41 248L40 251L42 250V252H40V254H38V257L36 256L37 254L35 253V251L36 252H39V250L38 251L37 250L34 251V253L36 255L34 253H29L30 251H32L33 245H32V247L30 245H28V246L31 247V249L29 247V250H30L29 252H28V250H26L27 248L24 246L26 248L24 250V251H26V253L25 252L22 253V251H20V247H17V246H19V244L17 242H19L18 240H20L21 237H22V240L26 241V238L25 239L23 238V235H25ZM110 233H111V235H113V232H110ZM207 233H208V235H206ZM32 234H34L35 237L32 236ZM226 234L227 235L229 234V235L227 236ZM261 234H263V235H261ZM27 235H25V236L27 237ZM59 235H60V237H59ZM64 235H67L65 237L70 236V238L74 239V241L75 240H80L81 244L85 243L84 246L86 248L84 249V247H82V246L79 247L78 244L80 242L78 244H75L76 242H74L73 240H71V242H69V238L68 239L67 238H64ZM169 235L167 237H169ZM176 235H177V237L174 238V236H176ZM61 236H62V239H61ZM148 236H150V238H151L150 239V244H149V246L150 245L151 246H150V248H145L144 246L147 247V244L149 243L148 242ZM231 237H232V239L229 240V238H231ZM4 238H5V241H2ZM145 238H147V240ZM185 238L188 239L189 241L186 240ZM258 238H257V240H258ZM14 239L17 240V241L14 242L15 241ZM57 239H58L59 242L57 241ZM95 239H96V241H95ZM183 239H185L186 241H183ZM227 239H228V241H227ZM39 240H42V241L40 242ZM51 240H53L54 243L52 242V244H55V246H53L52 244L48 243V241L50 242ZM154 240L155 241L156 240L157 241H161L160 245H159V243H157L158 245L156 244L157 246L155 247L153 245L154 243H152ZM1 241H2V243H1ZM166 241H167V239H166ZM166 241H165V243H166ZM173 241L175 243H173ZM216 241H218V242H216ZM222 241H226V242L224 243ZM3 242H5V244H3ZM55 242H57V244ZM62 242H64V243H67V242L70 243V245L66 244L68 246V247H66V249H65L64 246H63L64 248L62 247L64 250H67L66 251L67 253L66 252L64 253L63 250H60L61 252L59 251V246L58 245L61 244ZM247 242H248V240L246 241V243ZM31 243L27 242V244H31ZM23 244L26 245L25 242ZM36 244L39 245V246H37ZM51 245L53 246L52 249H51ZM77 245H78V249H81V248L83 249L82 250V254L77 249ZM97 245L101 249H98ZM152 245L154 247H152ZM9 246L11 247L10 249H9ZM20 246L23 248V245H20ZM42 246H48V247H46L47 249L50 246V250H48V251L51 254H48L46 252L48 255H50V256H47L48 259H50V260H48L47 257L45 256V254H46L45 251L43 253V250H46V249H44V247H42ZM56 246H58V249H56L57 248ZM70 246H71V248H75L74 250L72 249L73 250V252H72L73 253V256H72L71 251L68 252V249L70 248ZM1 248H3V247H1ZM87 248L90 249V250H92V251L94 250V253L90 254V251ZM35 249H37V248H35ZM96 249H98V250H96ZM151 249H154V250L157 249V251H154V250H151ZM222 249H224V250L221 251ZM9 250L10 251L12 250V251L10 252ZM14 250L15 251L18 250L19 252H21L22 255L19 252L18 253L22 256V258H23V255L24 254H26L28 256H29V254H30V256H31V254H34L31 259L30 258L27 259V261L29 260L31 262H29V261L27 262L24 259L23 260L25 262L24 261L22 262L21 261V257L18 254L16 255V253L13 252ZM168 251H170V252H168ZM111 252L115 256H116V254L118 255V253H120V256L121 257L123 255L125 256V254H126V258L127 259L126 258L125 259H122L121 258L122 260H119L120 259L119 258L120 256H116V258L118 257V259L113 260L115 262H112L111 261L112 259L110 257H113V259H115V256L111 255L112 254ZM153 252H155V253H153ZM157 252L159 254H157ZM162 252H164V253H162ZM222 252L225 253L226 255H224V254L222 255L221 254ZM7 253H8V256H5V255H7ZM10 253L11 254L13 253V255L15 253V256L14 257H16V256L17 257L14 258L13 255L12 256L10 255ZM83 253L85 254L84 256H83ZM131 253H133V254L135 253V255L133 256V254H131ZM105 254H107V256ZM219 254H221V255H219ZM26 255H25L24 258H27ZM153 255H154V257H153ZM164 255H166V256H164ZM181 255H182V257H181ZM35 256L38 259H35L36 258ZM108 256H109V258H108ZM179 256H180V258L177 261L176 258L179 257ZM11 257H12V259H11ZM59 257H61V256H59ZM88 257L90 258V260H88L89 259ZM91 257L94 258L93 259L94 261L92 260ZM145 258L147 260H149L148 263H147V261L142 262V260H145ZM1 259H2L3 262L1 261ZM139 259L140 260L142 259V260L140 261ZM6 260H5V262L7 264V261ZM72 260H71V262H73ZM104 261H105V259H104ZM104 261L102 260V262H104ZM109 261H107V262H109ZM133 261H134V263H133ZM42 262H44V263H42ZM81 262H80V264H81ZM94 262H96V263H94ZM231 264H252V263H251L250 259L244 258V259H242L238 263H231Z\"/></svg>", "mask_w": 264, "mask_h": 264}, {"label": "bare ground", "instance_id": "2", "mask_svg": "<svg viewBox=\"0 0 264 264\" xmlns=\"http://www.w3.org/2000/svg\"><path fill=\"white\" fill-rule=\"evenodd\" d=\"M106 1H111V2H113L115 5L117 4V9H119V10H123V9H130V10H133V11H146L145 12V14L147 13V14H149L151 11H154V10H156V8L158 9V3H159V0H0V25L3 27H5V29L3 28V32H4V34H2V39H3V41L5 40L6 41V43H5V41H4V43L5 44H2V46L1 47H4V48H2V49H7V51H9L8 50V48L9 49H11L12 51V55L13 56H15V57H17V62L16 63H18V65H21L22 63H23V61L25 60V59H27V58H29L30 56H32L33 54H34V56H37V58L38 59H40L41 58V60H43V59H47V58H49V57H52L51 55H53V57H54V51H55V49L56 48H54L53 49V46L54 47H56V45L58 44V48L60 47V49H62V47L64 48V50H66V52H65V54L64 55H67V56H70L71 54H72V52L73 51H77V47L76 46H79L80 44H81V42L84 40V35L83 34H79V29H78V27L80 26V18L78 17V14L80 13V12H82V11H89V10H94V9H97V8H99V7H102V6H104V5H106ZM183 0H181V2H182ZM186 1V0H185ZM185 1H184V3H185ZM191 1V0H190ZM189 0H187L186 2L187 3H189L190 2ZM195 1V0H194ZM217 1V0H216ZM173 2V1H172ZM192 3H194L193 1H191ZM191 2L189 3V4H191ZM219 2H221V1H219ZM183 3V6H187V5H185ZM198 3V2H197ZM209 3V2H208ZM213 3H215V2H213ZM217 3H218V1H217ZM179 4V3H178ZM219 4V3H218ZM162 5V4H161ZM18 6V7H17ZM166 5H164V7H165ZM190 5H188L185 9H191V7H189ZM196 6H198V5H196ZM205 6V5H204ZM208 6V5H207ZM206 6V7H207ZM219 6V5H218ZM184 8V7H183ZM202 8V7H201ZM124 11V10H123ZM158 11H160V10H158ZM162 14H163V12L162 11H160ZM170 12V11H169ZM173 12V11H172ZM172 12H171V14L170 15H172ZM174 13H176V12H174ZM213 13V12H212ZM116 14V13H115ZM112 15H114V13L112 14ZM123 16H124V14H122ZM165 15V14H164ZM177 16H179L178 15V13H177ZM176 17V16H175ZM174 17V18H175ZM172 18H173V16H172ZM178 18V17H177ZM146 19V18H145ZM150 19V18H149ZM170 19V18H169ZM180 19V18H179ZM203 19V18H202ZM13 20H16V22L18 21L19 23H21L23 26H26L27 28H30V30H31V33L30 34H27V35H20V36H16V34H14V31L12 30V29H9V30H7L6 28L8 27L7 26V24H9V22H11V21H13ZM148 20V19H147ZM176 21V20H175ZM178 21H180V20H178ZM182 21V20H181ZM189 21H191V20H189ZM202 21V20H201ZM184 22V21H183ZM192 22V21H191ZM209 22H210V20H209ZM93 24V23H92ZM163 24V23H162ZM94 25V24H93ZM130 25V24H129ZM131 25H133V24H131ZM194 25V24H193ZM203 25V24H202ZM202 25H198V26H201L202 27ZM7 26V27H6ZM196 26V25H195ZM94 27L95 26H93L92 27V29L94 30ZM253 29V28H252ZM11 30V31H10ZM130 31H129V34L131 35V33H132V28H130L129 29ZM2 32V31H1ZM2 32V33H3ZM65 32H67L68 34H72V35H68L67 37H63V34L65 33ZM137 32V35H136V37L138 36V31H136ZM147 32V31H146ZM159 34V33H158ZM1 35V34H0ZM146 35V34H145ZM153 35H155V34H153ZM24 36V37H23ZM148 36V35H147ZM146 36V37H147ZM14 37H17L16 38V40H15V38ZM134 37H135V35H134ZM156 37H158V36H156ZM162 37V36H161ZM138 38V37H137ZM176 38V37H175ZM152 40V39H151ZM143 41H146V39L145 40H143ZM157 41V40H156ZM151 43H152V41H151ZM156 43V42H155ZM32 44H35L34 46L36 47V45H37V47H36V50L34 51V52H32L31 50L29 51H26V49H29V45L31 46ZM149 44V43H148ZM158 44V43H157ZM161 44V43H160ZM160 44H159V46H160ZM63 45H65V47L68 45V48H66L65 49V47L63 46ZM33 46V45H32ZM162 46V45H161ZM164 46V45H163ZM167 46H168V44H167ZM6 47V48H5ZM75 47H76V49H75ZM164 47H166V45L164 46ZM155 48V47H154ZM166 48H168V47H166ZM52 49V50H51ZM59 49V50H60ZM157 49V48H156ZM51 50V51H50ZM54 50V51H53ZM141 50V49H140ZM143 50V49H142ZM11 52H9V53H11ZM52 52V53H51ZM61 52H63V51H61ZM63 54H62V56H63ZM60 55V54H59ZM57 56V55H56ZM16 60H14V61H16ZM171 62L173 63V61H172V59H171ZM13 64V65H17V64ZM167 63V62H166ZM169 63V62H168ZM166 65L164 64V67H165ZM163 67V68H164ZM173 67H174V65H173ZM162 68V69H163ZM164 69H166V68H164ZM157 70V69H156ZM159 70V69H158ZM155 71V70H154ZM166 71V70H165ZM153 73V72H152ZM151 73V74H152ZM161 73V72H160ZM163 73V72H162ZM165 73V72H164ZM150 73L149 74H146L145 76H150L151 75ZM153 74H156V73H153ZM143 78H144V76H142ZM151 77V76H150ZM149 77V78H150ZM86 78V77H85ZM134 78V80H135V78H136V76L135 77H133ZM148 78V79H149ZM127 79H129V76L127 77ZM137 79H138V77H137ZM136 79V80H137ZM147 79V78H146ZM148 79H147V81H148ZM150 79H152V78H150ZM149 79V80H150ZM161 79H163V77L161 78ZM161 79H159L160 81H161ZM87 80H89V78H87ZM86 80V81H87ZM91 80H93V79H91ZM131 80V79H130ZM129 80V81H130ZM133 80V81H134ZM135 80V81H136ZM144 80H145V78H144ZM154 79H152V81H153ZM158 79H156L155 81H153V82H156ZM163 80H165V78L163 79ZM94 81V80H93ZM92 81V82H93ZM125 81H128V80H126L125 79ZM128 81V82H129ZM165 81H167V80H165ZM164 81V82H165ZM89 82H90V80H89ZM88 82V83H89ZM131 82H132V80H131ZM137 82V81H136ZM151 82V81H150ZM152 82V83H153ZM162 82V81H161ZM130 83V82H129ZM129 83H126V84H128L129 85ZM138 83H140V81L138 82ZM145 83L147 84V82L145 81ZM144 83V85H146ZM149 83V82H148ZM156 83H158V82H156ZM168 83V82H167ZM172 83V82H171ZM136 84V83H135ZM173 84V83H172ZM134 85V84H133ZM132 85V86H133ZM149 85V84H148ZM156 85V84H155ZM159 85H160V82H159ZM169 85H170V88H168V90H165V88H164V86L162 87V89L161 88H155V86H154V88H153V86L152 85H149V86H152V87H150V88H152V90H151V92H155V93H157V95L160 97L161 96V94H159V92L161 93L162 91L161 90H163V88H164V90L163 91H166V93H167V91L168 92H170L171 93V84L169 83ZM181 85V84H180ZM131 86V85H130ZM137 86V85H136ZM175 86L176 85H172V89L173 88H175ZM179 86V85H178ZM138 87V86H137ZM136 87V88H137ZM146 88H147V86H145ZM134 88H135V85H134ZM135 88V89H136ZM146 88H144V90L142 91L140 88V94L142 95V96H146V95H149L151 92H150V88L148 89L149 90V93H146L147 92V89ZM180 88V87H179ZM178 87L177 88H175L174 89V91L172 92L173 94L174 93H176V92H178L177 91V89H179ZM127 89V88H126ZM130 89V88H129ZM145 89H146V91H145ZM155 89L156 90H159V91H155ZM167 89V88H166ZM169 89H170V91H169ZM182 89V88H181ZM181 89H179V91H180V93L178 92V94H176L177 96H179V94H181L182 92L181 91H183V93L180 95V98H182L183 97V95L185 96V95H189V92H187V94L185 93L186 91H185V89L183 88L182 90ZM203 89H205V88H203ZM202 89V90H203ZM214 89H216V88H214ZM218 89H221V88H218ZM258 89H260V88H258ZM257 88H256V90H258ZM187 90H188V88H187ZM193 89H191V91H192ZM145 92L144 94L145 95H143V93L142 92ZM200 91H201V89H200ZM206 91V90H205ZM205 91H203V92H205ZM219 91V90H218ZM217 91V92H218ZM125 92V91H124ZM127 92V91H126ZM129 92V91H128ZM126 93V94H128L129 95V93ZM135 93L134 94H136V92H137V90H135L134 91ZM138 92H139V90H138ZM197 92V91H196ZM214 92H216V91H214ZM132 93V92H131ZM171 93V94H172ZM185 93V94H184ZM207 93H208V91H207ZM219 93H222L223 94V92H222V89H221V91L220 92H218V94ZM234 94H235V91L233 92ZM236 93H238V92H236ZM29 94H31V93H29ZM125 94V93H124ZM171 94H166V96L167 97H170V96H172L173 98L171 99L173 102H177L178 101V99H179V97H177L176 95V100H175V96H173V94L171 95ZM195 94V93H194ZM201 94H203V93H201ZM215 94V93H214ZM213 94V95H214ZM153 94H150L149 96L151 97ZM170 95V96H169ZM195 95H197V94H195ZM154 96V98L156 97L155 95H153ZM152 96V97H153ZM165 96V97H166ZM234 96H236V95H234ZM233 96V97H234ZM197 97H199V94H198V96ZM205 97V96H204ZM50 98V97H49ZM171 98V97H170ZM184 99H186V98H188V97H183ZM207 98V97H206ZM223 98H225V97H223ZM222 98V99H223ZM231 98V97H230ZM237 98H238V95H237ZM46 99V98H45ZM56 99V98H55ZM141 99V98H140ZM144 99V98H143ZM143 99H141V100H143ZM152 99V98H151ZM201 99V98H200ZM203 100L205 99V98H202ZM220 99V98H219ZM232 100H234L233 98H231ZM263 100H264V97L262 98ZM42 100H44V99H42ZM49 100V99H48ZM59 100V99H58ZM118 100V99H117ZM123 100V99H122ZM146 100V99H145ZM148 100H150V99H148ZM161 100V99H160ZM159 100V101H160ZM175 100V101H174ZM215 100H217V98L215 99ZM257 100H259L258 98H257ZM51 100H49V102H50ZM54 101V100H53ZM52 101V102H53ZM154 101V100H153ZM159 101H157L156 103H158V104H160L159 103ZM183 101V100H182ZM181 100H179V102H182ZM205 101H207L206 99H205ZM225 100H223V102H224ZM251 101H252V99H251ZM38 102V103H37ZM41 101H34V103H36L37 104V106H39L41 103H40ZM48 102V103H49ZM56 102V101H55ZM73 102V101H72ZM75 102V101H74ZM73 102V103H74ZM77 102V101H76ZM75 102V103H76ZM119 102H120V99H119ZM221 102V101H220ZM226 102V101H225ZM257 102H259V101H256V104H258ZM33 103V101H32V103H30V104H34ZM42 103H44V102H42ZM71 103V102H70ZM74 103V104H75ZM118 103V102H117ZM178 103V102H177ZM248 103V102H247ZM252 103V102H251ZM255 103V102H254ZM262 103V102H261ZM45 104V103H44ZM44 104H43V106H44ZM47 104V103H46ZM54 104V103H53ZM56 104V103H55ZM58 104V103H57ZM62 104V103H61ZM79 104V103H78ZM120 104L121 105H123V103L122 102H120ZM232 104H234V101H233V103ZM260 104V103H259ZM35 105V104H34ZM34 105H31V106H34ZM90 105V104H89ZM235 105L237 106V103H236V101H235ZM250 105V104H249ZM252 105H253V103H252ZM30 106V107H31ZM42 106V105H41ZM52 106V105H51ZM60 106V108L62 107L61 105H59ZM58 105H57V107H59ZM73 107V104L72 105H70V107H68V104L65 106V107H63V108H59V111L60 112H63L64 113V111L67 109L68 110V108L70 109V108H72ZM189 106V105H188ZM243 106H244V104H243ZM248 106V105H247ZM264 106V105H263ZM40 107V106H39ZM47 107L48 106H46V109H47ZM57 107H55V109L57 108ZM67 107V108H66ZM99 107V106H98ZM173 107H174V105H173ZM172 107V108H173ZM238 107H239V105H238ZM244 107H246V104H245V106ZM248 107H252L251 105L250 106H248ZM38 108V107H37ZM37 108H33V109H37ZM52 108V107H51ZM65 108V109H64ZM75 108H76V106H75ZM86 108V107H85ZM90 108V107H89ZM94 108V107H93ZM175 108V107H174ZM207 108H209V107H207ZM253 108H256L255 106L253 107ZM252 108V109H253ZM54 109V108H53ZM58 109V108H57ZM64 109V110H63ZM249 109V108H248ZM38 110H39V108H38ZM44 110H45V108H44ZM85 110V109H84ZM87 110V109H86ZM91 109H89V111H90ZM93 110V109H92ZM101 110V109H100ZM210 110V109H209ZM261 110V109H260ZM72 111V110H71ZM73 111H75L74 113H76V110L74 109ZM78 111V110H77ZM79 111H80V109H79ZM97 111V110H96ZM210 111H212V110H210ZM255 111H256V109H255ZM263 111V110H262ZM261 111V112H262ZM59 112V114H62V113H60ZM88 112V111H87ZM86 112V113H87ZM55 113V112H54ZM67 113V114H66ZM70 113L71 112H69L68 113V111L66 112L65 111V113H64V115L62 114V115H60V119L61 118H65L68 114L70 115ZM73 113V114H74ZM85 113V112H84ZM104 113V112H103ZM115 113V112H114ZM114 113H112V114H114ZM177 113V112H176ZM264 113V112H263ZM56 114V113H55ZM90 115L91 114H95V113H93V112H91V113H89ZM88 114V115H89ZM106 114H108V113H106ZM112 114H111V116L110 117H112ZM11 115V114H10ZM67 116V117H69L68 119L66 118V119H63V120H66L65 122H67V125H66V127H64V128H67V130L65 129L64 131H62V130H59V132L60 131H62L63 133L65 132V131H67V132H70L69 130H70V128H72V127H69V122H74V116H76V115H74V116H72V120L73 121H69L70 120V117L71 116ZM77 115H78V113H77ZM82 115H84V114H82ZM97 115V114H96ZM100 115H102V114H100ZM100 115H98V116H100ZM174 115V114H173ZM172 115V116H173ZM63 116V117H62ZM87 116V115H86ZM92 116V115H91ZM95 116V115H94ZM94 116L92 117V119H93V123H96V122H98V125L100 124H102V122L100 123L99 122V118H98V116H97V119L95 118V120H96V122L94 121ZM104 116H105V114H104ZM260 116V115H259ZM263 117H264V115H262ZM13 117V116H12ZM77 117V116H76ZM96 117V116H95ZM106 118H103V115H102V120H103V123L104 122H106V121H108V120H106V119H108V117L107 116H105ZM120 117V116H119ZM123 117V116H122ZM213 117H215V116H213ZM262 117V118H263ZM14 118V117H13ZM80 121H83V120H81V119H84V116H83V118L81 117V115H80ZM79 118H77V119H79ZM85 118H88V117H85ZM91 117L89 116V119H90ZM125 118H127V117H125ZM187 119L189 118V117H186ZM216 118V117H215ZM215 118H213V119H215ZM220 117L218 116L216 119H219ZM222 118V117H221ZM220 118V119H221ZM224 119H225V116L223 117ZM39 119V118H38ZM104 119H105V121H104ZM175 119V118H174ZM184 119V118H183ZM210 119V118H209ZM209 119H207V120H204V121H207L208 122V120ZM212 119V118H211ZM210 119V120H211ZM212 119V120H213ZM219 119V120H220ZM223 119V120H224ZM226 119H227V117H226ZM254 119V118H253ZM98 120V121H97ZM102 120H100V121H102ZM122 120V119H121ZM219 120H218V122H219ZM259 120V119H258ZM37 121V120H36ZM76 121V120H75ZM84 121H86L85 119H84ZM87 121H89V120H87ZM118 121H119V119H118ZM124 121V120H123ZM129 121V120H128ZM175 121H176V119H175ZM190 121V123H191V120H189ZM216 121V120H215ZM215 121H210V122H208V123H204V124H207L205 127L204 126H202V128L204 129V133L206 134V136H207V134H212V136H213V133L215 132V129L217 128V126L219 125V123L218 122H215ZM255 121V120H254ZM261 121V120H260ZM259 121V122H260ZM23 122L24 121H20V120H11V119H6V120H3V119H0V158L1 159H3V164L5 163L4 161H6V165H4L3 167V169H5L4 170V172H3V174H0L1 176H0V185H4V183L6 184H8L9 183V176H8V174H10V173H13V172H11V171H14V169L16 168L17 170L19 169V168H17V167H19L20 166V164L18 163V160L16 159L17 157L15 156V154L16 153H18V154H21V155H24V152H27L28 153V155L26 156V157H28L29 156V154H32L33 153V151H31V153H29V151H27L28 149H31V150H33V148H34V152H36V153H34L33 155H35L36 156V154H39V152H38V147H36V146H38V145H36V144H39V143H43V142H46V138H47V133L48 132H46V131H44V132H42L41 130H38V131H41L43 134H39V133H35L36 131H33V130H31L32 128L33 129H38L37 127H35L34 128V126H32V125H28L29 123H27V122H24V124H26L27 123V125H24L23 124ZM55 122V121H54ZM54 122H53V124H54ZM91 121L90 122H88V123H92ZM117 122V121H116ZM120 122V121H119ZM174 122V120L172 121L171 120V122L170 123H166V124H162V125H160V126H157V128H159V127H161V126H165L166 128H164V127H161V128H164V131L162 130V129H157V128H155L154 129V127H152L153 129H154V131L152 130V129H150L151 127H149V124L147 125L146 124V127H145V122L143 123V121H142V123H143V125H142V127H145V128H147V127H149L148 129H147V133L148 132H150V131H148V130H151V134H152V132H155V130L157 129L158 130V132L160 131V133H158L157 132V130H156V132L158 133L156 136L158 137V136H164V134H163V132H165L166 130V132H165V134H167L168 135V129H170V130H174V128H177L176 126H178L179 127V130L181 131V129H180V127H182L183 125L186 127V125H185V123H181V122H185V121H180V123L179 122H175V123H173ZM222 122V121H221ZM225 122H226V120H225ZM229 122V121H228ZM253 122V121H252ZM256 122V121H255ZM20 123V124H19ZM130 123V122H129ZM128 123V124H129ZM138 123H140V122H138ZM138 123H136V127L134 126V127H132L131 129H130V133H131V131L132 132H134L132 129H134V128H137V127H139L138 126ZM173 123V124H172ZM187 123V122H186ZM224 123V122H223ZM254 123V122H253ZM258 123V122H257ZM262 123V122H261ZM260 123V124H261ZM60 124V123H59ZM58 124V125H59ZM74 125H75V122L73 123ZM72 124V125H73ZM113 124H117V123H113ZM119 124V123H118ZM167 124H169L168 126H167ZM180 124H183L182 126L180 125ZM195 124V123H194ZM193 124V125H194ZM203 124V123H202ZM222 124V123H221ZM221 124H220V126H221ZM228 124V123H227ZM226 124V125H227ZM233 124H235V123H233ZM264 124V123H263ZM80 125V124H79ZM104 126H105V124H103ZM103 125H101V126H99V128L101 129H104V131L106 132V135H104L103 137L105 138V136H107L108 135V138H110L109 136H111V138L113 139L114 137H112V136H115L116 137V133L118 134L117 136H120V138L121 137H123L124 135H125V133H122L123 131H124V129H126L124 126V129L123 130H121V127H119V125H118V128H120V129H117L116 128V130H118V131H121V134H123V136L117 131L116 133H115V131L116 130H112V128H110L109 130H108V127L109 126H105V127H107L106 128V130H105V127L103 128ZM107 125H108V123H107ZM120 125H123V124H120ZM228 125H230V124H228ZM255 126L254 127H256V123L254 124ZM258 125V124H257ZM32 126V127H31ZM47 126V125H46ZM94 126V127H93ZM95 126H97V124H92V126H91V129H92V127H93V132H94V130H98L99 128H98V126L97 127H95ZM116 126V125H115ZM114 126V127H115ZM126 126H127V123H126ZM130 126V125H129ZM129 126H127V127H129ZM141 126V125H140ZM151 126V125H150ZM183 126V127H184ZM192 126V125H191ZM220 126L218 127V128H220ZM237 126V125H236ZM236 126H235V128H236ZM29 127H31V128H29ZM90 127V126H89ZM111 127H113V125L111 126ZM122 127V128H123ZM142 127H139L140 129L142 128ZM168 127H172V128H168ZM185 127H184V130H182V132L183 131H187L188 130V133L187 134H192L197 128L198 129H201V125H198L197 127H196V125H195V130H192L191 131V129L187 126V128L185 129ZM228 127V126H227ZM240 127V126H239ZM254 127H252V128H254ZM52 128V127H51ZM56 128V127H55ZM68 128H69V130H68ZM86 128H87V126H86ZM96 128V129H95ZM145 128L143 129V131L145 130ZM189 128V129H188ZM264 128V127H263ZM99 129V130H100ZM138 129V128H137ZM142 129H141V131H142ZM183 129V128H182ZM241 129V128H240ZM262 129V128H261ZM30 130H31V132H30ZM47 131H48V129H46ZM53 130H54V128H53ZM56 130V129H55ZM82 130V129H81ZM98 130V131H99ZM129 130V129H128ZM127 129L125 130V131H128ZM134 130H136V129H134ZM139 130V129H138ZM177 130H178V128H177ZM176 130V131H177ZM178 130V131H179ZM189 130H190V132H189ZM202 130V129H201ZM217 130L218 129H216V132H217ZM83 131H84V129H83ZM101 131V130H100ZM108 131H113L111 134H107V133H109ZM163 131V132H162ZM175 130H174V132H176ZM253 131V130H252ZM256 131H259L258 129H254V133L256 132ZM261 131V130H260ZM257 132L258 134H257V136L260 138V140H261V143H262V146L264 147V131L263 132ZM33 132H34V135H36V138H34L35 136L33 135V137H32V134H33ZM40 132V133H41ZM46 132V133H45ZM56 132V131H55ZM61 132V134H57L58 132H56V134L57 135H64L65 136V139H66V137H68L69 139H70V135H68V133H67V135H65V133L63 134ZM129 132V131H128ZM145 132V131H144ZM162 132V133H161ZM203 132H201V133H203ZM216 132H215V134H216ZM219 132V131H218ZM222 132V131H221ZM225 132H227V131H225ZM233 132V131H232ZM31 133V134H30ZM50 133V132H49ZM71 133V132H70ZM69 133V134H70ZM84 133L86 134H83V135H80V136H87V135H89L90 134V132L87 134L86 133V131H84ZM103 133V132H102ZM127 133V132H126ZM129 133V134H130ZM138 133H140V132H138V131H136V134H138ZM142 133V132H141ZM196 133V132H195ZM201 133H199L198 134V136L201 134ZM228 133V132H227ZM227 133H226V135H227ZM229 133H231V132H229ZM245 133V132H244ZM249 133H250V131H249ZM37 134H39V135H41V136H43L44 134H45V139L43 138L42 139V141H41V139L40 140H37V141H39V143L38 142H35L36 144H35V146H34V142H32V141H30L31 139H28V138H30V137H32V139H39L40 137H38V135ZM135 134V133H134ZM145 134H146V132H145ZM149 134V133H148ZM161 134H163V135H161ZM172 135L173 133H169V135ZM175 134H177V133H175ZM179 134H181L180 132H179ZM178 134V135H179ZM185 134V133H184ZM214 134V136H215V138H216V135ZM224 134V133H223ZM29 135H31V136H29ZM50 135H51V133H50ZM49 135V136H50ZM56 135V136H57ZM79 135V134H78ZM98 135V134H97ZM139 135H141V136H143V133L142 134H139ZM139 135H138V139L140 140V139H142L141 138V136H140V138H139ZM170 135V136H171ZM202 135V134H201ZM209 135V136H210ZM220 135V136H219ZM219 135L217 136V137H220V139L219 140H221V136H222V138H224V137H227L226 139L228 140V136H229V139L233 136V135H235L234 133L231 135H228V136H225V135H221L220 133H219ZM241 134L239 133V136H240ZM255 135V134H254ZM53 136H55V133H54V135ZM52 136V137H53ZM90 137L92 136V133H91V135H89ZM128 136V140L126 139V137ZM127 136L125 135L124 137L125 138H123V139H120V138H117L116 137V139H120L119 141H121V140H123L122 142H124L125 143V140L126 141H130V138H131V136H129L128 135V133H127ZM146 135H144L143 137H145ZM148 136V135H147ZM166 136V135H165ZM176 135H172V137H175ZM182 136H183V134H182ZM189 136V135H188ZM187 136V137H188ZM198 136H196V138L198 137ZM208 136V137H209ZM231 136V137H230ZM237 136L238 135H236V136H234L233 138H234V140L236 139H243V142L245 141V139H246V135L244 136V137H242V136H238V138H237ZM250 136H253V134L251 133V135ZM61 137V136H60ZM75 137H77V136H75ZM130 137V138H129ZM134 137V136H133ZM151 135H149V139L146 137V139L145 140H142V142L140 141V143L139 144H142L143 145V141H145V142H147V139H148V141L151 139ZM177 137V136H176ZM179 138H181L180 136H178ZM194 137V136H193ZM201 138L203 137V135L202 136H200ZM236 137V138H235ZM50 138H51V136H50ZM54 138V137H53ZM72 138V137H71ZM88 138V137H87ZM87 138H79V137H77V138H74V140H73V142H72V145L71 146H73V148L75 149V151H76V155L78 156V157H76L75 155L72 157L71 155L72 154H74L73 153V150H66V152L68 151H70L69 153H67V155H70L71 157H68L69 159H67L66 160V164H68V165H70L69 166V168H68V170L70 169V170H74L73 171V173H71V171H67V174H68V176L69 177H67V175H66V172L64 171L65 169L67 170V168H65L64 169V167L65 166H68V165H66L65 163L63 164L62 162H60V163H62L60 166H61V171L60 170H57L54 166L57 164V162H56V159H55V156L56 155H59L58 157H60V155H61V152H57V154L56 155H54V159H53V152L55 153L56 152V150L57 151H59V149L60 148H56V146L58 145L56 142L54 143V144H56V146L53 144V142H51L52 143V145L50 144V143H48V142H46V144L43 146L42 144V151L43 152H41L40 154H41V157H42V159L41 160H43V161H48L49 163H53L54 162V160H55V162L54 163H56L54 166H53V168L51 169H47L48 167H50L52 164H49V166H47V163L45 162V165H46V167H44V165L43 166H41V163H42V161L40 160V161H38L37 159H35V158H32V159H35V161L36 162H39L40 163V165L39 166H41V168L40 169H43V167H44V169L46 168V170H53V172H54V170H55V174H56V178L55 179H57V181H54L53 179L51 180V184H50V182L49 183H47L46 181H44L43 179H45V176H46V173L44 172V171H41L42 172V174H43V172L45 173L44 175H42L43 177H42V179L41 180H43L44 181V185H43V183H42V186L39 188V191H38V200H40L41 202H44V206H43V204L40 202V201H38L36 198L34 199V197H31L32 195H29V194H34V192H32V191H30V192H28V194L26 193V194H20V190H21V187L24 185L25 187H26V185L29 183V184H31V185H33V184H37V182H39V183H41L40 181H37L38 179H39V177H40V175H41V173H40V175H39V177L36 179V178H34V177H36V171L38 170V168L39 167H36L35 169V174H34V172H33V176L34 177H32L31 176V174L30 173H32V171H34V167L32 166V164H31V162H30V164H31V168H32V171H29L28 173H29V176L28 175H26V178H25V180L27 179V181H26V183L24 182V181H22L23 183H21V181H19L20 182V184H22V186L20 187V184L19 183H16V187H12L13 186V181H15V179H12L13 177L15 178V176H16V174H17V180H21V179H18L19 177H20V175H21V172H20V174H18V173H16V171L14 172V173H16L14 176H11L12 178H10V179H12L11 180V184H9V185H4V186H6L5 188H4V191H8V192H6V194H5V192H3V191H1V193H0V198H9L8 197V195H10V194H8L9 193V190L8 189H6L7 187L9 188V186H10V188L12 187V188H14V190H13V193H17L16 195H17V198H20L21 199V203L20 202H16V196L15 197H13V199H12V201H8V205L6 204V202L4 201V203L6 204H3V203H1L0 202V205L1 204H3V205H1V207L0 208H3L4 210L2 211V209H0V212L1 213H3V215L4 216H6V214H4V213H6V212H8V210H10L11 209V207L13 208H15V213L17 212V210L19 211V212H17V214H22V213H24V214H22L20 217H17L18 215L16 214V216H14L15 214H10L11 215V217L9 216V212H8V214H7V216L8 217H10V219H14V218H16L17 217V219H14L13 221H16V223H13V225L15 224L18 228H14L15 226H12V225H10V223H12V220H11V222L9 221V218L8 219H6V217H4L2 214L0 215V220H5L6 219V221L9 223V224H5V225H3L4 227H7V226H9V227H7V228H9V230H7L6 228H4V229H0V230H4L3 232L7 235H12V234H14L15 236L18 234V231H16L17 229H19V228H23V229H25V228H29V227H26V226H31L32 225V222H34L35 223V220L33 219V218H31V219H33V221H31V222H29V223H31V224H25L26 222H28L29 220H26L27 219V217H30L31 215H33V214H35L36 215V213H37V215H38V213H41V211L39 212H36V210H35V208H34V211H33V209L31 208V207H33V203L36 205L37 204V201H38V205H36L37 207H40V209H42L41 208V206L40 205H42V207H43V209H46L45 210V212L46 211H48L49 210V208L51 207L50 205L49 206H47L50 202V204H53V202L55 201L56 202V204H57V202H59L60 200H61V197H62V195H64V193L66 192V190H69L70 189V191L72 192V194L74 195V194H78L77 196L78 197H81V196H83V193H85V192H83L82 191V189L80 188V190H79V185H82L83 187L84 186H86L87 188H88V186H90L89 188L91 189H93V187H94V189L93 190H96L97 189V187H98V189L100 188V187H102L103 186V183L105 184H107V182L108 181H110L109 179H111L112 180V178H107L106 179V176H110V174H111V176H113V177H116L118 174L116 173V174H114V175H112L113 173H115L116 172V169L118 168V167H121L122 165H123V163L124 162H120V158H119V156L120 155H117V156H115L116 154H115V152L113 153V149L115 148V146H118V147H120L121 145H116L115 143V138H114V142H112V144H114V145H112L111 144V140L109 141V139L106 137L105 139H104V142L105 141H107V139H108V144L107 143H105V146H106V144L107 145H111L112 146V149H110V147H108V149H110L111 150V153H113V154H115V155H113V154H106V156L108 157V155H109V157H111L112 155L113 156H115V158L116 159H114V158H111V159H109V160H107L106 159V161H104L103 160V158H100V156H102V155H100V156H98L97 158L95 157V156H97V155H99V154H102L103 152L105 153L106 151H107V147H103V144H104V142L102 143V141L103 140H101V143H102V145L100 144V143H98L97 142V140L96 139H94L93 140V142L94 141H96V143H93V142H91V143H93V145L92 146H95V145H100V146H102L103 148H105V149H103L102 151L101 150H99V149H97V146H96V149H95V147L93 148L92 147V150H94V153L95 152H100L99 154L97 153V155H95V156H93V158H95V159H93V161L95 162L96 161V164H95V166L94 165H91L92 163H94V162H91L92 160V158L90 157V156H92V154L93 153H91L92 151H90L91 149H88V145L84 148H81L82 146H85V144L88 142V144L90 145V143H89V141L91 140L92 141V139H87ZM94 138V137H93ZM153 138V137H152ZM167 138V140H170V139H168V137H166ZM171 138V137H170ZM183 139H184V137H182ZM189 138V137H188ZM206 138V137H205ZM215 138H213V140L215 139ZM232 138V139H233ZM252 138V137H251ZM68 139V140H69ZM98 139H99V137H98ZM133 139V138H132ZM135 139H137V136H135ZM135 139H133V140H135ZM138 139H137V141H138ZM154 139H155V137H154ZM163 139H165L164 137H162V141H163ZM173 139V138H172ZM178 139V138H177ZM195 138H193V140H194ZM199 139V138H198ZM197 139V140H198ZM203 139V138H202ZM209 139V138H208ZM207 139V141H210V140H208ZM212 139V138H211ZM225 139V140H226ZM231 139V140H232ZM247 139H248V135H247ZM50 140V139H49ZM67 140V141H68ZM133 140L132 141H130V142H128L127 144H132V145H134V144H137V146H139L138 145V143H136L135 141L133 142ZM151 140H153V139H151ZM157 140V139H156ZM156 140H153V141H155L156 142ZM167 140H166V143H167ZM199 140H201V139H199ZM225 140H223V141H221L220 143H224L225 144ZM230 140V141H231ZM234 140L232 141V142H234ZM251 140V139H250ZM249 140V141H250ZM258 140V142H259V139H257ZM36 141V140H35ZM41 141V142H40ZM72 141V140H71ZM71 141H69V142H67V143H69V144H71ZM87 141V142H86ZM113 141V140H112ZM118 141V142H119ZM160 141V139L158 140V142ZM172 141H174V140H172ZM172 141L170 140V141H168L169 143L168 144H165V145H162V143H160L161 144V147L162 146H167V145H170L171 146V144L170 143H172ZM185 141H187V138L185 139ZM195 141V140H194ZM204 141V140H203ZM203 141H201V142H203ZM212 141V140H211ZM210 141V142H211ZM225 141V142H224ZM229 141V140H228ZM227 141V142H228ZM229 141V142H230ZM241 141V140H240ZM27 142V144L28 143H30V144H28V145H30V146H28V145H26L25 143ZM100 142V141H99ZM122 142H121V144H122ZM157 142V143H158ZM164 142V141H163ZM175 142H176V139H175ZM175 142H173V144L175 143ZM178 142V141H177ZM176 142V143H177ZM181 142V141H180ZM191 142V141H190ZM215 142H216V140H215ZM228 142V143H229ZM246 142V143H245ZM244 143L245 144H243V143H241V142H239V143H241V144H238V143H235V144H233V146H231L230 144H226L227 146L229 145V146H231V147H227L226 149H219V147L217 146V145H219V144H212L213 146H217V147H214V148H207V147H203V149H201L202 148V146H204V145H201L200 147L201 148H197L198 150H197V152H196V154H195V151H194V153H193V155H192V153H191V155L190 154H188V155H186L187 157L186 158H181V152L179 153V149H178V153L180 154L178 157H175L174 155H172L171 157H169L168 156V158H171L170 159V162H171V164H167L165 161H167V160H163V156H164V158L165 157H167V154H168V152L167 153H164L163 154V152H162V154H163V156H159L158 157V160L157 159H155V160H157V165H155V167L154 168H144V169H138V172L137 171H135L134 169L135 168H137L138 166H136V165H139L140 164V162H139V164H137V163H133L132 161H130L128 164L127 163H125V166L126 165H128V166H126V168H127V170H131V173H129V175H128V177H126V179L122 182V183H120V184H116V182H115V184H114V189L115 190H122V191H127V190H130L132 187H136V186H140L138 189H136L135 188V190H137V193H136V191L135 190H133V192H135L134 193V197L131 195V196H129V198L130 199H128V200H131L132 199V197L135 199V202H134V208L136 209L138 206L136 205V203L137 202H139V207H140V209L141 210H139V209H136V211H141L142 212V208H143V210L146 208V209H148V210H146V212H144L142 215H139V212H137L138 214L137 215H139V216H133L132 217V214L130 213V211H131V209H133L131 206H128V204L132 201H129V203L127 204V203H125L126 205H122L124 208V211L126 212V210L129 208V207H131V208H129L127 211H129L128 213L129 214H127L128 216L131 214V217H132V220H131V217L129 216V217H125V220H126V218H128L127 219V222L126 223H124L123 224V222H121L122 221V219L124 220V216L122 215V217L123 218H120L121 216V214L120 213H122L121 211H119L118 212V208L121 206L120 204V206L119 205H114V204H117V203H114V202H118V200L116 201L115 199V201H113L111 198L113 197V196H111L112 194H109V193H107L108 195H106V196H108V199H111V201L110 202H107L106 201V203H109L108 205H110L111 206V202H112V206L114 205V207L116 208V210H113V212H112V210L110 211V210H108V212H110V213H118V215L117 214H114V215H117L118 216V218H119V221L121 222H119L118 221V219H115V217H117V216H112V214H110L109 216L110 217H108L107 219L105 218L104 219V222H105V224L103 223V222H101V220H100V218L101 219H103L104 218V213L102 212V210H103V206H101V205H99V206H101L100 207V209L102 208V210L100 211L98 208H97V210H95L94 209V211H93V209L91 210L90 208H88V210H87V208L85 207V209L84 210H87V213H89L90 211V213H94L95 211H100L99 213H100V215L99 216H97L96 215V217L97 218H95V219H97V221H99L100 222V225L103 227V224L105 225V227H106V229L107 230H109V231H107V230H105L106 231V233L108 232L109 233V237L111 238V242H110V244L106 247V248H110V250H113V252H121V253H128V252H136V254H138V256H135V257H139V252L141 251V250H139V251H136V250H138V248L141 246V245H143L142 243H143V240H142V238L144 237H142V235L144 234V232L142 231L143 230V225L145 224V223H147L149 226H147L149 229H151L152 228V230H151V234L153 233L155 236H156V238L155 239H157L158 237L160 238V237H162V233L161 234H157V233H159L158 232V228H159V226H161L162 224H163V220L162 219H164L165 220V223H166V225H165V223H164V225L165 226H167V218H169V216L171 215H173L172 216V219H173V228H175L174 227V225L176 226V228L178 229V227H179V231H180V229H182V232H179V233H177V235L178 236H180V234L182 233V234H184L185 235V233L186 232H190V231H188V227L181 221V219H179L178 217H176L175 215L176 214H174L175 213V211L174 210H171L169 207L167 208L166 207V205H165V207H164V203H165V200H170V201H172V200H175V198L177 199V202L178 201H180L179 202V204H181V205H183L184 206V204L186 205L185 207H183L184 208V210H183V208L182 207H180V206H178L180 209H179V212L181 213V214H183V217L185 216V217H187V218H189L190 219V217H192L191 219L192 220H195V222L197 223V221L198 220H200V218H202V219H204L205 220V222H206V225L205 226H203L202 224L201 225H199L197 228H196V231H197V234H198V237H195L194 239H193V237L191 236V235H188V236H186L187 238L189 237L190 239H191V237H192V240L193 241H196V239H198V243H197V245H199V247H197V249L199 250V251H195L194 250V252L195 253H193L192 252V250H189V251H187L186 253H183L184 254V256L182 257V255H181V259L180 260H182L180 263H183L184 261H186V260H188V261H191V264H210V261H211V257L215 254V252H216V248L215 247H217L218 249L217 250H219V246H215L214 245V247L213 246H211L213 243H215V242H212L211 240H207V241H204L206 238H209V237H211V236H213L211 233H221L222 231L224 232V230L226 229H228V227L224 224L225 222H228L229 224V226L232 228V227H234V228H236V227H238V226H236V224H234L235 223V220H234V214L236 213L235 211H232L230 214L229 213H227L226 211V209L224 210L223 209V207L222 206H226L227 204H229V207L228 208H231L230 206V203H234V205L235 204H238L239 202H241V200H244V198L245 199H248V200H251V199H253V198H256L257 199V201H258V203H259V207L260 208H262V209H264V186H262V185H260V186H262L261 188H263V190L261 191V192H259L258 190L259 189H261L260 187H258L257 188V190L256 191H258L259 193H255V192H252V190H255L254 188H256V186H257V184L258 183H263L262 181H256V185L254 184L255 182H253V180L252 179H254L253 178V176H255V174H252L253 176H252V178H251V176H250V179H249V182H250V184L249 185H246L247 184V181L246 180H248V177H249V175H248V173L246 172V168H248L249 166H250V164H249V162H246L245 164H242V163H240V161H238L236 158L237 157H239V155H241V154H243V153H245V152H247V148H248V145L250 144V143H247V141H245ZM251 142V141H250ZM257 142V141H256ZM257 142V143H258ZM32 143V144H31ZM98 143V144H97ZM110 143V144H109ZM120 143V142H119ZM123 143V145L125 146V144ZM154 142H151V143H149V144H153ZM186 143V142H185ZM187 143H188V141H187ZM193 143V142H192ZM219 143V142H218ZM252 143V142H251ZM256 143V144H257ZM48 144V145H47ZM118 144V143H117ZM129 144V145H130ZM155 144V143H154ZM153 144V145H154ZM159 143L157 144V145H160ZM172 144V145H173ZM183 144V143H182ZM182 144H181V146H182ZM195 144V143H194ZM193 144V145H194ZM255 144V143H254ZM25 145V146H24ZM31 145H33L32 147H31ZM40 145V144H39ZM49 145H51L52 147H54L55 148V151H54V148H52L51 150H50V148L48 147ZM61 145V144H60ZM122 145V146H123ZM129 145H126L127 147L129 146ZM141 145V147H144V150H143V148H142V150L143 151H146V149H147V146H148V144H145V145H143L142 146ZM152 145V146H153ZM157 145H155V147L157 146ZM175 145V144H174ZM192 145V144H191ZM251 145V144H250ZM252 145H253V143H252ZM22 146H24V147H22ZM27 146V147H26ZM45 146H47L48 147V149H47V147L45 148ZM137 146H135L136 148H138ZM184 146V145H183ZM185 146H187L186 144H185ZM196 145H194V147H195ZM206 146V145H205ZM208 146V145H207ZM212 146V147H213ZM224 146V145H223ZM223 146H222V148H223ZM255 146V145H254ZM43 147H44V150H43ZM99 147V146H98ZM126 147V148H127ZM131 147V148H130ZM132 147L133 146H129V148L130 149H128L127 148V150L129 151V150H131L132 149ZM140 147V146H139ZM157 147H160V146H157ZM168 147V146H167ZM167 147H166V149H167ZM173 147V146H172ZM179 147V146H178ZM198 147H199V145H198ZM221 147V146H220ZM226 147V146H225ZM260 147V146H259ZM26 148H27V150H26ZM41 148H39V149H41ZM82 150H81V149ZM91 148V147H90ZM123 148V147H122ZM122 148H119L120 150L122 149ZM146 148V149H145ZM149 148V147H148ZM151 148V147H150ZM168 148H171V147H168ZM180 148V147H179ZM183 148H185V147H183ZM35 149H36V151H35ZM72 149V148H71ZM77 149H79V151L77 150ZM85 149L87 150H89V152H90V154L91 155H88L87 154V152H88V150H87V152L85 151ZM102 149V148H101ZM117 149V148H116ZM114 150V151H116L118 154H121V156H123L122 155V153L124 152H126V151H123V152H121L120 150H118L119 152H121V153H119L117 150ZM140 149V148H139ZM152 149V148H151ZM24 150H26V151H24ZM85 151V155H83V156H85V157H90V158H86L85 159V161H88V159H89V162H90V166H94V168H92L93 169V171H92V169H91V173L92 172H94V170H95V173H96V169H100L99 171H98V178H97V180L96 179H93V180H91V178L89 177L90 175H89V173L87 174L86 173V171H87V168H91L90 166H88L87 164L85 165H83V167L82 166H80L81 165V163L79 162V160L82 158L83 159V157H82V154H84V151ZM123 150H125V148H123ZM133 151V155H134V157H138L139 155L138 154H143L144 152L142 151V152H140V150H137V154L136 153H134L135 152V149L133 148L132 149ZM174 150V149H173ZM191 150H192V148H191ZM193 150H195V149H193ZM201 150V151H200ZM254 150H258L257 148L256 149H254ZM41 151V150H40ZM49 151H52V152H50L49 153ZM74 151V152H75ZM78 151V152H77ZM80 151L82 152L83 151V153H80ZM109 151V150H108ZM128 151L126 152L127 154H128ZM159 151V150H158ZM168 151V150H167ZM186 152V154H187V150H185ZM188 151H189V149H188ZM232 151H235V152H232ZM249 151H250V149H249ZM259 151V150H258ZM5 152V153H4ZM6 152H8V155H11L10 157L11 158H7V155H6ZM20 152V153H19ZM147 152H149L148 151V149H147ZM151 152V151H150ZM154 152V153H153ZM160 152V151H159ZM172 152V151H171ZM170 152V154H177V152H173V153H171ZM4 153V156H6V157H4L2 154ZM47 154V153H49V155L52 157L51 159H53V161L52 162H50V160L51 159H49L50 157H49V155H48V157L49 158H47V160H44V159H46V158H44L43 159V156L45 155V154ZM59 153V154H58ZM62 153H65V152H62ZM103 153V154H104ZM123 153V154H124ZM125 153V154H126ZM129 153H130V151H129ZM130 153V154H131ZM161 153V152H160ZM188 153H190V152H188ZM124 154V155H125ZM130 154H128V155H130ZM131 154V155H132ZM136 154V155H135ZM146 155H147V153H145ZM151 154V153H150ZM149 154V155H150ZM155 154V151H152V154H151V157H152V155H154ZM175 154V155H176ZM184 153H182V155H183ZM246 154H248V153H246ZM26 155V154H25ZM24 155V156H25ZM47 155H45V156H47ZM63 155H65V156H67L66 155V153L65 154H63ZM79 155L81 156L80 158H79ZM88 155V156H87ZM130 155V156H131ZM156 155V154H155ZM154 155V156H155ZM159 155H161V154H159ZM34 156V157H35ZM38 156H40V155H37V157ZM105 156V155H104ZM112 156V157H113ZM127 156V155H126ZM148 156V155H147ZM154 156H153V158H154ZM177 156V155H176ZM184 156H185V154H184ZM183 156V157H184ZM254 156V155H253ZM4 157V158H3ZM9 157V156H8ZM14 157H16L15 158V160H14ZM25 157V158H26ZM33 157V156H32ZM40 157V158H41ZM63 157V156H62ZM74 157H76V158H74ZM84 157V158H85ZM106 157V158H107ZM129 156H127L126 158H124V157H122L123 158V160H125V159H132V160H134V158H133V156H131V157H129ZM141 158H142V155L140 156ZM149 157V156H148ZM156 157H157V155H156ZM160 157H161V159H160ZM180 157V158H179ZM255 157V156H254ZM7 158V159H6ZM19 158V157H18ZM40 158H38V159H40ZM71 158V159H70ZM74 158V159H73ZM119 158V159H118ZM121 158V159H122ZM150 158V157H149ZM260 158H262V157H260ZM14 161H13V160ZM30 159H31V155H30ZM49 159V160H48ZM58 159V158H57ZM64 159V158H63ZM98 159V160H97ZM137 159V158H136ZM138 159H139V157H138ZM143 159V158H142ZM147 159V158H146ZM245 159V158H244ZM251 159V158H250ZM59 160H61V158L59 159ZM68 160H69V162L70 163H68ZM91 160V161H90ZM103 160V161H102ZM117 160H119V162H117ZM155 160H154V162H155ZM169 160V159H168ZM2 161V160H1ZM0 161V166L1 165H3V164H1L2 162ZM15 161H17V164H16V162ZM22 161V160H21ZM20 161V162H21ZM81 161V160H80ZM83 161L84 160H82V164H83ZM15 163V164H13V163ZM26 162V161H25ZM23 163V164H21V166L20 167H26L28 164H29V162H26V163ZM137 162V161H136ZM145 162H146V160H145ZM251 162V161H250ZM28 163V164H27ZM39 163H35V165H38ZM78 163H80V165L78 164ZM85 163V162H84ZM147 163V162H146ZM12 167H11V166ZM15 165V166H14ZM16 165H19V166H16ZM23 165V166H22ZM26 165V166H25ZM59 165V164H58ZM64 165V166H63ZM135 165V166H134ZM141 166H143L142 165V163L140 164ZM139 165V166H140ZM145 165V164H144ZM150 165V164H149ZM85 166V167H84ZM88 166V167H87ZM148 166V165H147ZM52 167V166H51ZM58 167V166H57ZM123 167H124V165H123ZM12 168V170H10ZM14 168V169H13ZM55 168V169H54ZM64 170H63V169ZM126 168H124L125 169V171H126ZM130 168V169H129ZM27 169V168H26ZM26 169H24V170H26ZM40 169H39V171H37L38 172V174H39V172H40ZM86 169V170H85ZM263 169V168H262ZM23 170V168H21V170L20 171H22ZM29 170H31L30 168H29ZM85 172V174H87L88 176H86L87 177V179L89 180V182H90V184H91V181H93L92 182V184L93 183H96L95 184V186L96 185H98V183H99V185H100V183H102L100 186H92L91 187V185L89 184L88 186H87V184H86V180L87 179H81V180H85V184L86 185H84L83 184V182H79L78 184L79 185H76L77 183L75 182V185H76V187L74 186L73 187V183H74V181L76 180V178H78V176L80 177V175L82 174L81 172H83V171ZM88 170H90V169H88ZM259 170V169H258ZM0 171L2 172V170H1V168H0ZM62 171H64L65 172V174L62 172ZM119 171H121V169H119ZM118 170H117V172H119ZM19 172V171H18ZM70 174H69V173ZM84 172H83V175L82 176H84L85 177V175H84ZM90 172V171H89ZM263 172V173H262ZM90 173V174H91ZM95 173H93V175H91V176H94L95 175ZM50 174V173H49ZM63 174V175H62ZM73 174V175H72ZM119 174H121L120 172H119ZM263 175V176H261V175ZM260 177H259V180H260V178H262L263 179V181H264V170L262 171L261 170V172H260ZM25 176V175H24ZM23 176V177H24ZM96 176V175H95ZM94 176V177H95ZM119 176V175H118ZM22 177V180L24 179ZM28 177V178H27ZM29 177H31V178H33L34 179V181L36 182V183H34V181L30 178L29 179ZM53 177H55V176H53ZM97 177V176H96ZM256 178V180H257V175L255 176ZM41 178V177H40ZM68 178H72L71 180V182H73V183H70L69 181H68ZM101 178H104V180L103 179H101ZM36 179V180H35ZM46 179H47V176H46ZM73 179H75V180H73ZM121 179H123V178H121ZM94 180H95V182H94ZM98 180H99V182H98ZM158 181L159 183H160V181L161 180H166V184L164 185V190H163V188H162V192L161 191H159L160 189L158 188V186H157V188H155L154 187V189H153V183H154V181ZM251 180V181H250ZM50 181V180H49ZM77 182H78V180H76ZM103 181V182H102ZM104 181H106V182H104ZM220 181H222L223 182V187L222 188H219L218 187V184H219V182ZM245 181H246V183H245ZM15 182H17V181H15ZM15 182H14V184H15ZM32 182V183H31ZM47 184H46V183ZM53 182H56V183H54L53 184ZM113 182V181H112ZM120 182V181H119ZM258 182V183H257ZM25 183V184H24ZM38 183V184H39ZM71 184V185H69V186H71V187H69V188H66V185H68V184ZM80 183H82V184H80ZM242 183H244V184H242ZM19 184V185H18ZM28 184V185H29ZM18 185V186H17ZM31 185H30V188H31ZM113 185V184H112ZM135 185V186H134ZM243 185H245V186H243ZM255 187H254V186ZM82 186H80V187H82ZM25 187H22V188H25ZM29 187V186H28ZM167 187V191H166V188ZM11 188V189H12ZM27 188V187H26ZM73 190H72V189ZM109 188V187H108ZM107 188V189H108ZM112 188V187H111ZM75 189H77V190H75ZM153 189V190H152ZM0 190H3L2 189V186H1V188H0ZM24 190V189H23ZM26 190V189H25ZM24 190V191H25ZM28 190V189H27ZM79 190V193L77 192ZM35 191V190H34ZM37 191V190H36ZM75 191V192H74ZM81 191V192H80ZM106 191V190H105ZM111 191V190H110ZM113 191V190H112ZM155 191H159V192H161L160 193V196L159 195H155L156 193H154ZM169 191H171V192H169ZM11 192V195L13 194L12 193V191H10ZM83 192V193H82ZM104 192V191H103ZM103 192H102V194H103ZM5 194V195H3V194ZM82 194V195H80L79 196V194ZM99 193V192H98ZM101 193V192H100ZM105 193V192H104ZM112 193V192H111ZM146 193H148V194H146ZM173 194L172 196L174 197H172V196H170L169 197V199L167 198V199H162L161 200V197H164L165 196V194H167V195H171V194ZM8 194V195H7ZM97 193H95V195H96ZM101 194V195H102ZM114 195L115 194H117V193H113ZM150 194H151V196L153 197L152 199H151V196H150ZM153 194V195H152ZM69 195V194H68ZM73 195H70V200H72L73 198H71V197H74V201L75 202H77L78 200H76L77 199V196H73ZM147 195L148 197L146 198V199H150V200H148V202H150V204H151V200H153L152 201V204H153V202L155 203V200L157 199V196L159 197L158 199H157V201H156V206H150V209L148 208V206H147V202H145V201H143V200H146V199H143L142 200V198H144L145 196ZM155 195V196H154ZM166 195V196H167ZM61 196V197H60ZM65 196H67V194L65 195ZM89 196V195H88ZM105 196V197H106ZM111 196V197H110ZM116 197L118 196V195H115ZM144 196V197H143ZM150 196V197H149ZM30 197V198H29ZM75 197H76V199H75ZM83 197H85V195L83 196ZM110 197V198H109ZM116 197H114V198H116ZM156 197V198H155ZM168 197V196H167ZM172 197V200L170 199ZM14 198H15V202H13L14 201ZM58 198H60V199H58ZM88 198V197H87ZM91 198V197H90ZM95 198V197H94ZM102 198H103V196H102ZM101 198V201L102 200H104V202H105V199L103 198L102 199ZM117 198H119V196L117 197ZM20 199H18V200H20ZM58 199V200H57ZM69 199V198H68ZM125 199V198H124ZM155 199V200H154ZM197 199H201L200 201H198L197 202ZM2 199H0V201H1ZM10 200V199H9ZM33 200V201H32ZM36 200V201H35ZM50 200H54L53 202L52 201H50ZM65 200V199H64ZM67 200V199H66ZM65 200V201H66ZM120 200H121V197H120ZM119 200V201H120ZM141 200L143 201L142 202V204L144 203H146V206L145 205H143V207L141 206L142 204H140V202H141ZM162 202H161V201ZM255 200V199H254ZM25 203V205L23 204V202ZM30 201V202H29ZM47 201V202H46ZM68 201V200H67ZM94 201V200H93ZM125 202H126V200H124ZM124 201H123V197H122V200L120 201L121 202V204H123L124 203ZM159 201V203H157ZM184 201H185V203H184ZM186 201H187V203L189 204V202L192 204V208H190L189 207V205H187L186 204ZM29 202V203H28ZM49 202V203H48ZM54 202V203H55ZM83 202H85V201H83ZM97 202V201H96ZM123 202V203H122ZM128 202V201H127ZM161 202V203H160ZM196 204H199L198 206H196L195 205V203ZM230 202V203H229ZM244 202H246L245 200H244ZM9 203L12 205V203H13V206H10L9 205ZM32 203V205H30ZM184 203V204H183ZM194 203V204H193ZM21 204H23V205H21ZM92 205H94V203H91ZM131 203L129 204V205H132ZM149 204V205H150ZM159 204H161V205H163V206H161V205H159ZM166 204V203H165ZM178 204V205H179ZM243 204H245V203H243ZM251 204V203H250ZM18 208H16L15 206ZM30 205V206H29ZM55 205V204H54ZM53 205V206H54ZM70 205V204H69ZM68 205V206H69ZM73 205V204H72ZM81 205H83V204H81ZM92 205H88V207H91ZM107 205V204H106ZM169 205H171V204H169ZM247 205H249V203L247 204ZM252 205V204H251ZM3 206V207H2ZM8 206V207H7ZM52 206V207H53ZM96 206V205H95ZM111 206V207H112ZM117 206V207H116ZM158 206V207H157ZM188 206V207H187ZM7 207V210L5 209ZM10 207V208H9ZM30 207V208H29ZM47 207V208H46ZM56 207H58V204L56 205ZM127 207V208H126ZM138 207V208H139ZM158 209H157V208ZM161 207H163V208H160ZM250 208H249V210H248V212L250 213V215H251V217H250V219H249V223L247 222V223H244L243 222V220L241 221V223H240V225H239V227L237 228V230L235 231L236 232V236L232 239V237L231 238H229V240L230 239H232V242H230V243H232V244H235V245H237L236 246V248L237 249H239L238 251H236V253H234V254H232V255H230L224 262H223V264H231V263H238V262H240L242 259H244V258H248V259H250V261H251V263L252 264H264V242L262 243L261 242V240L258 238L259 237V233H262L261 231H263L264 230V210H262V212L261 211H259V209H258V211H255V208L253 207H251V206H249ZM107 209H108V206L106 207ZM126 208V209H125ZM154 208H156V209H154ZM189 208H190V210H189ZM227 208V209H228ZM241 208V207H240ZM28 209H32L31 211H33V212H31L30 211V214L31 215H27V213H28ZM37 209V208H36ZM48 209V210H47ZM52 209V208H51ZM54 209V208H53ZM56 209V208H55ZM65 209V208H64ZM90 209V210H89ZM105 209V208H104ZM109 209H110V207H109ZM135 209H133L134 211L133 212H136L135 211ZM169 209V210H168ZM178 208H176V210H177ZM188 209V210H187ZM239 209V208H238ZM248 209V208H247ZM257 209V208H256ZM12 210V209H11ZM72 210V209H71ZM68 211V210H66V212L65 213H68V212H70V213H72L73 212V210L75 211L76 210V208L74 209L73 208V210L72 211ZM79 210H81L82 211V208L81 209H79ZM150 210V211H149ZM168 210V211H167ZM181 210V211H180ZM5 211V212H4ZM21 211H23V212H21ZM64 211V210H63ZM68 211V212H67ZM103 211H105V210H103ZM116 211V212H115ZM190 211V212H189ZM237 211H239V210H237ZM241 211V210H240ZM12 212V211H11ZM27 212V213H26ZM76 212V211H75ZM186 212V213H185ZM190 214H189V213ZM242 212H243V209H242ZM46 213H48V212H46ZM52 213V212H51ZM59 213H63L62 211L61 212H58V214ZM94 213V214H95ZM103 213V214H102ZM124 213V212H123ZM176 213L178 214V210L176 211ZM184 213L185 214H188V215H190V216H188V215H184ZM41 214H44V211H42V213ZM41 214L39 215V217L41 216ZM53 215H50V216H47V220L49 221H45L46 219L44 218V219H42L43 220V222L45 221L46 223H43V224H48V225H50L51 223L50 222H52L53 221V224H57V223H55L56 222V219L57 218H60V219H63L62 220V222L59 220V219H57L58 220V224H59V222H61V224L60 225H62L63 223H65L66 224V226L68 227V223L70 224V223H72V221H71V219H69L70 220V222H68V221H66L65 219H67V218H63L62 216H57L56 214H54V213H52ZM77 215L79 214V213H76ZM108 214V213H107ZM120 214V215H119ZM141 214V213H140ZM244 214V213H243ZM48 215H49V213H48ZM54 215H56V216H54ZM85 215H87V214H85ZM84 215V216H85ZM92 215V214H91ZM102 215V216H101ZM160 216V222L159 221H157L158 223H156L155 222V220H156V216ZM200 215H202V217L200 216ZM238 215V214H237ZM249 215V216H250ZM1 216H3V218H5V219H3ZM23 216H25V217H23ZM27 216V217H26ZM51 216H54L53 218L51 217ZM65 216V215H64ZM83 216V215H82ZM101 216V217H100ZM158 216V217H159ZM22 217H23V220H22ZM66 217H67V215H66ZM105 217H107L106 216V213H105ZM111 217H114L113 219H114V222L112 221V218ZM163 217V218H162ZM242 217H244V216H242ZM247 216H245V218H246ZM20 218V220H19V223H18V219ZM24 218H26L25 220L26 221H24ZM38 218V217H37ZM36 218V219H37ZM54 218H55V220H54ZM86 218H88V216H86ZM85 218V220H87V222L88 223H90L89 221H88V219H86ZM92 218V217H91ZM94 218V217H93ZM92 218V223H93V225H94V230L92 229V225H91V223L90 224H86V225H83L84 223H86V222H82L83 224V226H87L88 227V229L90 228V229H92L93 231H95V228L97 227H95V225L97 224V225H99L98 223L99 222H95V220ZM30 219V218H29ZM30 219V220H31ZM50 219H51V221H50ZM53 219V220H52ZM84 219V218H83ZM99 219V220H98ZM190 219V221H192ZM233 219V220H232ZM237 220H238V218H236ZM242 219H244V218H242ZM40 221L37 223V225H39V224H42V220L41 219H39ZM65 220V221H64ZM110 221V223H114V224H112L111 226H116V225H118V226H116L115 228H111V226L109 225L108 226V224H106V223H109V222H106V221ZM118 221L119 223H117L116 221ZM124 220V221H125ZM130 220V221H129ZM233 222H232V221ZM24 223H23V222ZM38 220H36V222H37ZM55 221V222H54ZM64 221V222H63ZM90 221H91V219H90ZM112 221V222H111ZM162 221V222H161ZM240 221H238V222H240ZM4 222L5 221H3L2 223L4 224ZM6 222V223H7ZM182 222V223H181ZM237 221H236V223H238ZM243 222V223H242ZM21 223L23 224V226L21 225ZM50 223V224H49ZM102 223V224H101ZM109 223V224H110ZM179 223V224H178ZM189 223V222H188ZM194 223V222H193ZM224 224V226H226V227H224L223 229H221L222 231H220V228L222 227L221 226V224ZM25 224V225H24ZM43 224L41 225V226H43ZM122 224V225H121ZM143 224V225H142ZM195 224V223H194ZM239 224V223H238ZM48 225L46 226V227H48ZM76 225V224H75ZM79 225V224H78ZM78 225L77 226H75V227H78ZM82 225H79V227H81ZM91 225V226H90ZM107 225V226H106ZM142 225V226H141ZM164 225H163V228H162V226L160 227V229L162 228V230H164L166 227H164ZM179 225V226H178ZM190 225V224H189ZM3 226H1V227H3ZM45 226V225H44ZM44 226H43V228H44ZM58 226V225H57ZM141 226V227H140ZM151 226V227H150ZM25 227V228H24ZM38 227V226H37ZM45 227V229H42L41 227L39 228H37V229H39V232L41 231L42 232V230H45L46 231V233H44V232H42V234L44 233V236H45V234H47V231H50V229L48 230L47 228ZM49 227H52L51 228V233H53L55 230H60V229H56L57 227H56V225L54 226V225H50ZM66 227V228H67ZM100 226H98L97 228H99ZM102 227H100V228H102ZM158 227V228H157ZM22 228L21 229H19L20 230V233H22L21 232V230H22ZM33 228V227H32ZM59 228V227H58ZM64 229V228H62V229H64V233H65V230H66V232H68L69 230H72V229H70V228H67V229ZM83 228V227H82ZM140 228H142V230L140 229ZM190 228H192V227H190ZM193 228H194V226H193ZM230 228V229H231ZM8 231V233H7V231ZM14 229H15V232L13 233V231H14ZM33 229H35V228H33ZM36 229V230H37ZM52 229H55V230H53V232H52ZM62 229H61V232H62ZM87 229V228H86ZM86 229H83L84 231L86 230ZM87 229V231L86 232H84L83 230H81V231H78V232H81L79 235L75 232L74 234L73 233H71L72 234V237H74V235H75V237L74 238H76L77 239V237L78 236H80V240H82L84 237H92L93 236V234H97V240H99V235H100V231H102V230H104L105 228L103 227L101 230H97V232L99 231V235H98V233L95 231V233H93V234H88L87 236H84V237H82L81 238V235L83 236L84 234H87V232H90V233H92V231H89ZM157 231V233H155V230ZM169 229V227H167L165 230L167 231ZM207 229L211 232H209L210 234L208 235V233L206 234V235H208V236H204V234L206 233L205 231H207ZM229 229V230H230ZM28 230H30V229H28ZM36 230H34V231H36ZM111 230V231H110ZM154 230V231H153ZM225 230V231H226ZM232 230V229H231ZM230 230V232H233V231H231ZM34 231L32 232V231H29V236H30V234L31 233H34ZM75 231H76V229H75ZM105 231H103L104 232V234H106L105 233ZM175 230H173V233H175L174 232ZM185 231V232H184ZM228 231V230H227ZM10 232H12L11 234H9ZM17 232V233H16ZM55 232H57V231H55ZM59 232V231H58ZM84 232V233H83ZM110 232H113V235H111V233ZM169 232H171L172 233V230H170L169 229V231H168V234H167V232H165V233H163L164 235H163V237H165L164 239V243L162 244V247H163V245H164V247L165 246H169L170 244H171V241L170 240H172L171 239V236L173 235V233H172V235L169 233ZM1 233V232H0ZM3 233V234H4ZM26 233H24L25 235H27ZM69 233V232H68ZM68 233H65V234H68ZM107 233V234H108ZM35 234V233H34ZM34 234H32V236H34L35 237V235ZM37 234H38V231H37ZM50 234V233H49ZM48 234V235H49ZM102 235L100 236V237H104L103 235V233H101ZM106 234V235H107ZM153 234H152V236H153ZM171 236H170V235ZM231 234V233H230ZM234 234V233H233ZM264 234V233H263ZM263 234H261V235H263ZM1 235V234H0ZM25 235H23V238L25 239L26 238V241H24V240H22V237H21V239L20 240H18L19 242H17L18 244H19V246H17V247H20V251H22V253L23 252H25L26 253V251H24L26 248V250H28V252L30 251L29 250V247L31 246L32 247V245H33V247H32V251H30L29 253H34V251L35 250H39V252H36L35 251V253L37 254H35L37 257H38V254H40V252H42V250L40 251V249L41 248H39V247H36V246H34L35 245V241L37 240V238H43V241H46L47 242V240H50V239H47L46 240V238L47 237H42V235H41V233H40V235H39V237H36V238H31V239H29V241L27 240V238H30V237H28V235H27V237L25 236ZM52 235H54V233L52 234ZM169 235V237H167ZM177 235L176 236H174V238L175 237H177ZM215 235V234H214ZM227 235V234H226ZM229 235V234H228ZM227 235V236H228ZM25 236V237H24ZM31 236V237H32ZM58 236V235H57ZM65 236H67V235H64V238H69V242H71V240H73L74 241V239H72V238H70V236H68V237H65ZM107 236V237H108ZM191 236V237H190ZM258 236V237H257ZM2 237V236H1ZM59 237H60V235H59ZM94 237V236H93ZM96 237V236H95ZM154 237V236H153ZM162 237V238H163ZM184 237V236H183ZM261 237V236H260ZM262 237H264V235L262 236ZM17 238H19V237H17L16 236V238L15 239H17ZM45 238V239H44ZM49 238V237H48ZM109 238V239H110ZM161 238V239H162ZM188 238V239H189ZM219 238V237H218ZM221 238V237H220ZM257 238H258V240H257ZM14 239V240H15ZM35 240V241H33L32 243L30 242V241H32V240ZM61 239H62V236H61ZM89 241H94L93 240V238H91V240H90V238H87ZM87 239H83V240H85L84 242L87 244V242H86V240ZM103 239V238H102ZM107 239V238H106ZM146 240H147V238H145ZM144 239V240H145ZM150 236H148V244H147V247L146 246H144L145 248H150V246H149V244H150ZM166 239H167V241L169 242H167L166 241ZM170 239V240H169ZM186 239V238H185ZM183 239V241H186V240H188V239ZM225 239V238H224ZM262 239V238H261ZM80 240H75L74 242H76L75 244H78L79 242H80ZM100 240H101V238H100ZM100 240H99V242H100ZM160 240V239H159ZM216 240V239H215ZM222 240V239H221ZM248 240V242L246 243V241ZM2 241H5V238L2 240ZM2 241H1V243H2ZM17 240H15L14 242H16ZM40 242L42 241V240H39ZM55 241V240H54ZM57 241H58V239H57ZM68 241V240H67ZM78 241V242H77ZM95 241H96V239H95ZM110 241V240H109ZM165 241H166V243H165ZM175 241V240H174ZM173 241V243H175ZM177 241V240H176ZM189 241V240H188ZM227 241H228V239H227ZM26 243V245L25 244H23V243ZM27 242H29V243H31V244H27ZM52 242H53V240H51L50 242L48 241V243H50V244H52ZM59 242V241H58ZM105 241H103V240H101V243L102 244H105L104 243ZM152 242V241H151ZM216 242H218V241H216ZM222 242H226V241H222ZM21 243V244H20ZM54 243V242H53ZM56 244H57V242H55ZM73 243V242H72ZM85 243H83V244H81V242L78 244L79 245V247H84V249L86 248L85 246H91L90 248L91 249H93V247H92V244L91 245H89V244H85ZM89 243V242H88ZM152 243H154L153 245L156 247L158 244L157 243H159V245H160V243H161V241H153ZM189 243V242H188ZM3 244H5V242H3ZM13 244V243H12ZM66 244H68V245H70V243H64V242H62L61 244H59L58 246H59V251L60 250H63L64 251V253L67 251V250H64L63 248L65 247V249H66V247H68ZM74 244V243H73ZM84 244H85V246H84ZM157 244V245H156ZM2 245V244H1ZM0 245V249H1V252L3 253V250H6V249H8V246L6 247V246H1ZM20 245H23V248L20 246ZM28 245H30V246H28ZM37 245V244H36ZM53 246H55V244H52ZM51 245V249L53 248V246ZM62 245V246H61ZM78 245H77V249H78ZM96 245V244H95ZM146 245V244H145ZM152 245V247H154ZM26 248H25V247ZM37 246H39V245H37ZM58 246H56L57 248L56 249H58ZM64 246V247H63ZM104 246H106V244L104 245ZM149 246V247H148ZM171 246H172V244H171ZM1 247H3V248H1ZM6 247V248H5ZM31 247H30V249H31ZM37 248V249H35V248ZM42 247H44V249H46V250H43V253H44V251H45V253L47 252L48 254H51V253H49V251L48 250H50V246H49V248L47 249L46 247H48V246H42ZM63 247V248H62ZM97 247H98V249H101L98 245H97ZM227 247V246H226ZM11 247L9 246V249H10ZM16 248V247H15ZM61 248V249H60ZM70 248H71V246H70ZM68 249V252L69 251H71V253L73 252V250L75 249V248H71V249ZM143 248V247H142ZM158 248V247H157ZM73 249V250H72ZM88 249V248H87ZM98 249H96V250H98ZM104 249V248H103ZM54 250V249H53ZM53 250H51L52 251V254H51V256L50 255H48L47 253L45 254V256L47 257V256H50V257H52V258H50L51 260H53V258L56 260V258H57V262H58V264H60L61 262H63L64 260H65V258L63 259V261H59L58 260V258H60V259H62L63 257H62V255H59L58 253L59 252H57V257L55 256L56 254H53ZM79 250V252L82 254V248L81 249H78ZM89 251H90V254H92V253H94V250L92 251V250H90V249H88ZM95 250V251H96ZM109 250V249H108ZM144 250V249H143ZM151 250H154V249H151ZM169 250V249H168ZM224 249H222L221 251H223ZM7 251V250H6ZM6 251H4V253H6ZM10 251V250H9ZM12 251V250H11ZM10 251V252H11ZM17 251V252H16ZM14 250L13 252H15L16 253V255L18 254L20 257H21V261L23 262L24 260L25 261H27V259L28 258H32L33 257V255L34 254H31V256H30V254H29V256L28 255H26V254H24L23 255V258H22V253L21 252H19L18 250ZM87 251V250H86ZM154 251H157V249H155ZM21 254H19V253ZM56 251L54 250V253H55ZM61 252V251H60ZM75 252V251H74ZM99 252V251H98ZM97 252V253H98ZM142 252V251H141ZM140 252V253H141ZM168 252H170V251H168ZM218 252V251H217ZM219 252H220V250H219ZM3 253V254H4ZM15 253H14V255H13V253L11 254L10 253V255L12 256L13 255V257L15 256ZM67 253V252H66ZM87 253V252H86ZM96 253V252H95ZM110 253V252H109ZM112 253V252H111ZM153 253H155V252H153ZM162 253H164V252H162ZM167 253V252H166ZM227 253V252H226ZM88 254V253H87ZM131 254H133V253H131ZM142 254V253H141ZM151 254V253H150ZM149 254V255H150ZM157 254H159L158 252H157ZM217 254V253H216ZM222 255L224 254V255H226L225 253H221ZM221 254H219V255H221ZM0 255H2V254H0ZM25 255H26V257L27 258H24L25 257ZM42 255V254H41ZM70 255V254H69ZM85 254L83 253V256H84ZM106 256H107V254H105ZM111 255H113V253L111 254ZM135 255V253L133 254V256ZM5 256H8V253H7V255H5ZM35 256V257H36ZM54 256V257H53ZM59 256H61V257H59ZM72 256H73V253H72ZM94 256V258H95V260H97L96 262H98V263H103V264H113V263H111L110 261H109V259H106V258H104L105 259V261L107 260V261H109V262H105L104 261V259H102V257L100 258V261H98L99 259H98V257H97V259H96V254L95 255H93ZM103 256V255H102ZM113 256H115V255H113ZM116 256H120V253H118V255L116 254ZM116 256H115V259H113V257H110L112 260V262H115V261H113V260H116V259H118V257L116 258ZM124 256V255H123ZM119 257L120 259L119 260H122V259H125L126 258V254H125V256L124 257ZM164 256H166V255H164ZM163 256V257H164ZM215 256V255H214ZM1 257V256H0ZM17 257V256H16ZM16 257H14V258H16ZM34 257V258H35ZM35 258V259H38V258ZM141 257V256H140ZM147 257V256H146ZM153 257H154V255H153ZM218 257V256H217ZM8 258V257H7ZM67 258V257H66ZM89 258V257H88ZM92 258V260L94 259L93 257H91ZM108 258H109V256H108ZM122 258V259H121ZM129 258V257H128ZM161 259H163L162 257H160ZM180 258V256L179 257H177L176 259H177V261H178V259ZM5 259V258H4ZM3 259V260H4ZM11 259H12V257H11ZM10 259V260H11ZM19 258H17V260H18ZM24 259V260H23ZM46 259V258H45ZM47 259H48V257H47ZM50 259H48V260H50ZM70 259V258H69ZM104 261V262H102V260ZM127 259V258H126ZM161 259H159L158 258V260L159 261H161ZM175 259V260H176ZM6 260V259H5ZM5 260H4V262L2 261V259H1V261L4 263V264H6V262H5ZM9 260V261H10ZM15 260V259H14ZM10 261V263H13V264H16V262L15 261H17V260H15V261ZM34 260V259H33ZM71 260L72 259H70V260H68V259H66V261H68V262H70L71 264H74V259L72 260L73 262H71ZM88 260H90V258L88 259ZM118 260V261H119ZM140 260V259H139ZM142 260V259H141ZM140 260V261H141ZM153 260V259H152ZM151 260V261H152ZM179 260V261H180ZM7 261V264H8V259L6 260ZM20 261V259L18 260V262ZM24 261V262H25ZM29 261V260H28ZM27 261V262H28ZM94 261V260H93ZM145 261H147V263L149 262V260H147L146 258H145V260H142V262H145ZM159 261H155V263L154 264H158L159 263ZM1 262V263H2ZM29 262H31V261H29ZM34 263H32V264H36V261H33ZM51 262V261H50ZM50 262H47V263H45V264H50ZM65 262V261H64ZM79 262V264H80V260L78 261ZM83 262V261H82ZM81 262V264H83ZM91 262V261H90ZM96 262H94V263H96ZM125 262V261H124ZM141 262V263H142ZM213 261H211V263H212ZM21 263V262H20ZM38 263H41V261H39ZM37 263V264H38ZM42 263H44V262H42ZM54 263V262H53ZM56 263V262H55ZM66 263V262H65ZM89 263V262H88ZM117 263V262H116ZM123 263V262H122ZM133 263H134V261H133ZM161 263V262H160ZM19 264V263H18ZM22 264V263H21ZM24 264V263H23ZM31 264V263H30ZM127 264H128V261H127ZM132 264V263H131ZM140 264V263H139ZM145 264V263H144ZM148 264H151V262L150 263H148Z\"/></svg>", "mask_w": 264, "mask_h": 264}]
</instances>
